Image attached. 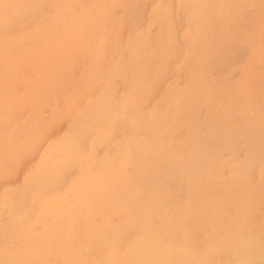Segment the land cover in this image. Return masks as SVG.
Masks as SVG:
<instances>
[{
	"label": "rangeland",
	"instance_id": "rangeland-1",
	"mask_svg": "<svg viewBox=\"0 0 264 264\" xmlns=\"http://www.w3.org/2000/svg\"><path fill=\"white\" fill-rule=\"evenodd\" d=\"M56 1H57V4L59 3L58 6H61L60 8L58 6H56ZM56 1L55 0H0V30L2 29L0 32V34H1L0 40L2 41L0 43V55H1L0 56V59H1V62H0V65H1L0 66V74H1V77H0V93L1 94L4 93V95L5 94L7 95V96L5 95L4 97H2V101H1L2 95L0 94L1 95L0 96V106L2 107V108L0 107V156H1L0 157V159H1L0 160V225L1 224L4 225V223L5 224L7 223V226L1 225L2 227H0V229H1L0 230V241L3 242V243L0 242V255H1L0 259L2 260V261L1 260L0 261L3 264H4V259H6L5 264H11L12 262H13L12 264H17V261L20 264H24V263L25 264H28V263L34 264V262L32 260L35 259V264H43L44 262L42 263L40 261H42L43 260L42 258L44 257L45 264H54L55 262H53V261H55V260H56V262L59 260L61 261L60 263L57 262L55 264H62V262L64 264L65 260L68 258L66 255H71L73 252L76 253V255H77V252H78V254L80 252H83L85 255L83 253H80V254H82L83 256H86L85 257L86 259H83L84 262L81 259V257H83V256H81L79 254L78 257H76V256L74 257L75 254L73 253L72 256H69L70 259H67L69 261L65 262V264H72V263L73 264L74 263L92 264V260H93L94 264H98L97 263L98 260L100 261L99 264H101L102 262L105 264L106 256L103 254L106 253V255H107L108 245L115 242L116 248L118 249V251H120V253H122V251L123 252L125 251V247H126L127 243L132 242L134 240V235H133L134 231H133V229L132 230L130 229V227L132 228V226L134 224V219H132V218H134V217L135 218L136 217L143 218L148 213V212L145 213V211L149 210V211L156 212L158 210V211H161L160 217L162 216L165 220V222H163L164 220L160 221L161 224L158 222L159 223L158 224L159 230H163L162 232H164V230H165L164 227L167 226V224H172V226H173V224L176 223V226L174 225V231H176V233L172 234V236L169 237V240H170L169 245L172 246V249L174 248V250H172L170 248L171 250L169 253V257L171 258V262L173 264H175L176 262H177L176 264H178V262H180L178 260H182L181 262L183 264H189V263L190 264H264V159H263L264 158V155H263L264 154V107H263L264 106V104H263L264 103V3H263L264 0H223L225 6L222 4L223 1H221V0H220L221 2L219 0H212V1L211 0H203L205 2H202L201 0H184L185 3L183 2V0H170V2L167 0H164V1L163 0H131V2H130V0H109V1L108 0H88V1L83 0L82 1L83 3L80 2L81 4L77 3L81 0H77V1L76 0H72V1L71 0H63V1L61 0V2L64 3V5L62 3H60V1H58V0H56ZM73 1H76L77 5H78L77 8H76L75 3ZM94 1H96V2H94ZM107 1H108V3H107ZM180 1H182L183 3L181 2L182 4H180ZM69 2H71V3H69ZM200 2H201V5H200ZM242 2H244V3L247 2V3L244 4ZM73 3H74V6H73ZM101 3H102V6L99 7V5H101ZM123 3L125 6L123 5ZM131 3H132V5H131ZM165 3H166V7L164 5ZM203 3H206V4H203ZM86 4H87V6H86ZM92 4H93V6H92ZM218 4L220 7L218 6ZM158 5H159V7H158ZM204 5H206V6H204ZM64 6H66V7H64ZM71 6H72V9H73V7L76 8L75 10H77L78 12H76L75 10L69 9V7L71 8ZM97 6H98V9H97ZM127 6L130 7L131 9L128 8ZM177 6L179 7V9L181 7V9L179 10ZM257 6L258 7L262 6V7L258 8ZM49 8H51L50 10L52 11L50 13H49V11H50ZM79 8H81V10ZM133 8H135L136 10H133ZM165 8H168V10L166 11ZM128 9H130V10H128ZM169 9H170V11H169ZM70 10L72 13L70 12ZM85 10L86 11L90 10V11L86 12ZM126 10H127V12H126L127 15L125 14ZM152 10H154V14H153ZM68 11H69V14H68ZM73 11L75 14L73 13ZM98 11H101V13L100 12L98 13ZM131 11L133 13H134V11H136L137 15L135 13L133 14ZM164 11H165V13H164ZM198 11H199V13H198ZM62 13H63V18L61 17ZM86 13H87V16H85ZM96 13H98L100 15L97 14L98 15L97 16ZM128 13L131 15L133 14V15L132 16L128 15ZM163 13H164V16H163ZM54 14H56V16ZM64 15L66 17H64ZM77 15H78V17L81 15L79 17V19H78ZM207 15H209V16H207ZM73 16L75 19L72 18ZM192 16H193V19H192ZM203 16H204V18H203ZM49 17H51L50 20H48ZM210 17H212V19H211L212 25L209 23L208 24L211 25V27L209 25H207V22H206V20L208 19V22L211 23V21H209ZM214 17H215V19H214ZM38 18H39V20H38ZM53 18L55 20L56 19L57 20L55 21ZM216 18H218V19H216ZM230 18H231V20H230ZM251 18H252V20H251ZM164 19H165V22H164ZM168 19H170V21ZM195 19L197 20V22ZM140 20L142 22H140ZM227 20H228V22H230V21L232 22V23L230 22L232 27L230 25H228L229 23H227ZM40 21L42 23H40ZM48 21L49 22L51 21V22L49 23ZM189 21H190V24H189ZM198 21H199V25L197 26L196 24L198 23ZM133 22H134V24H133ZM44 23L45 24L48 23V24L46 26H44ZM27 24L29 27L27 26ZM132 24L135 26L136 30H138V29L139 30L138 31L134 30V26ZM137 24L140 25L141 27L138 26ZM204 24H205V27H204ZM31 25H33L35 27V29H33L34 27L32 26L33 27L32 28ZM201 25H203L202 26L203 28H201ZM95 26L97 27V30H94V29H96ZM208 26L211 29H209ZM52 28H53V30H52ZM140 28H142V29H140ZM188 29H190V30H188ZM213 29L215 30V33H213L214 32ZM228 29H229V32H228ZM22 30H23V32L20 33V31H22ZM206 30L209 31L210 33L207 34ZM231 30H234V31L231 32ZM236 30H237V32H235ZM204 31H205V33H204ZM221 31H222V33H221ZM14 32H15V35L13 36ZM191 32L194 35L196 34L195 37H197V38H195L193 35H191ZM216 32H218V33H216ZM49 33H50V35H49ZM58 33H60L61 35H59ZM107 33L109 36L107 35ZM136 33H137V35H136ZM163 33H164V35H163ZM201 33H204L203 35H205V36H202ZM11 34H12V36H11ZM29 34H31V35H29ZM167 34L169 37L167 36ZM186 34H188V35H186ZM206 34H207L208 38H207ZM213 34H215V35H213ZM44 35H46V37ZM216 35L219 36L220 38H221V36L222 37L224 35L225 36L223 38H221L222 39V41H221V39L219 37H218L219 38L218 39ZM236 35H238V36H236ZM110 36H111V39H110ZM1 37H4V38H1ZM53 37L55 39H53ZM210 37H212V38H210ZM11 38H12V40H11ZM140 38H142V39H140ZM166 38L167 39L170 38V39H168L166 41ZM224 38H225V41H224ZM4 39H5V41H4ZM43 39H44V41H43ZM130 39H132V40H130ZM196 39H197V41H196ZM246 39H247V41H245ZM7 40H10L11 43H9ZM30 40H32V42ZM45 40H46V44H44ZM128 40H129V42H128ZM142 40L144 41V43L148 41V42H150V45L154 44L153 46H151V47H153L151 49V51L154 50V52H153L154 55L149 50L151 48L149 43L147 42L148 43L147 48L149 47L147 49L145 47V45H147V43L143 44ZM183 40H185V41H183ZM200 40H202V41H200ZM42 41H43V43H42ZM93 41H94V43H93ZM159 41H160V43H159ZM168 41H169V43H168ZM186 41H187V43H186ZM194 41H196V42H194ZM207 41H210V42L212 41V42L208 43ZM5 42L6 43L8 42V43L5 44ZM17 42H19V43H17ZM231 42L233 43L232 45H231ZM23 43L25 44V46L28 45L30 47V49L27 46V49H29V50H26V47H24ZM26 43H28V44H26ZM39 43H41V44H39ZM138 43H141V44H138ZM190 43L192 45H188ZM217 43H219V44H217ZM19 44H22L23 46L19 45ZM163 44H164V46H162ZM183 44H185L184 47L182 46ZM214 44L215 45L217 44V46L219 48L217 46H214ZM7 45H9V46H7ZM14 45H16V47ZM45 45L47 48L45 47ZM5 46L7 47V49H5ZM12 46H14V47H12ZM119 46H120V49H119ZM190 46H192V47L190 48ZM9 47H10V49H9ZM70 47L72 48V50H70L71 49ZM210 47H215L214 48L215 50L213 48L210 49ZM145 48H146L145 51L148 53H146L143 50ZM186 48H187V52H189V54L186 52ZM222 48H223V50H222ZM225 48L228 49L229 51L228 50L225 51ZM14 49H17V50H14ZM21 49H22V51H21ZM137 49L140 52H138ZM192 49H193V51L195 50L196 53H195V51L193 52ZM30 50H32L31 54H30V52H31ZM9 51H10V53H8ZM142 51H143V53H142ZM182 51H183V53H182ZM212 51H214L213 54L211 53ZM21 52L23 53V55ZM24 52L27 54H25ZM48 52H50V53H48ZM216 52H217V55L219 54L220 58H217L218 56L215 54ZM227 52H228V54L226 55ZM5 53H7V54H5ZM12 54H14V55L16 54L15 55L16 57H14V55H12ZM115 54H116V56H115ZM178 54L181 56L183 54L181 59L179 58L180 56L176 58V56H178ZM190 54H192V55H190ZM205 54L207 56H209L208 59H210V58L211 59L210 60L206 59L207 56ZM5 55H6V57H4ZM8 55L11 57L13 56L12 57L13 59L12 58L10 59L8 57L9 60H12V62L8 61V59H7ZM43 55H44V58H43ZM188 55H190L192 57H190V56L188 57ZM56 56H59V58H57ZM162 56H163V58H162ZM184 56H186L187 58H185ZM200 56L204 59V61H203V59H201ZM224 56H225V58H223ZM146 57H147V59H145ZM154 57H155V60H154ZM16 58H17V60H16ZM138 58H139V60H138ZM192 58H194V60ZM222 58H223V62L220 61V64H219L217 59H222ZM2 59H5V60L2 61ZM61 59H63V60H61ZM188 59H190L191 62H189L190 60H188ZM198 59H199L200 64L198 63ZM140 60H141V62H143V61L144 62L141 63ZM150 60H151V62H150ZM187 60H188V63H186ZM152 61H153V63H152ZM212 61H214V63ZM2 62H3V64H2ZM215 62L219 65L215 64ZM6 63H8V64H6ZM183 63H185V64H183ZM205 63H207L208 65L207 64L205 65ZM55 64H56V66H55ZM181 64H183V65L180 66ZM201 64H203L205 67ZM210 64L213 65L212 66L213 69L211 68ZM3 65H7V67L6 66L2 67ZM33 65H34V67H33L34 70L32 71ZM48 65L49 66L51 65V66L49 67ZM109 65H111V67ZM133 65H138V66H133ZM184 65H185V67H184ZM191 66H192V68H191ZM216 66H217V68L214 69ZM140 67H141V69H140ZM176 67H178L180 69V71H178L179 69ZM193 67H195V68H193ZM184 68L186 69V71L184 70ZM187 68H188V70H187ZM204 68H205V71H204ZM209 68H211V69H209ZM4 69H5V71H4ZM176 69H178V70L176 71ZM195 69H196V72H195ZM206 69L208 70V72L210 74L206 72L207 71ZM24 70H26V72H28V73H25ZM42 70H45L43 72L44 74L42 73ZM134 70H136V72H133ZM146 70H147L148 74L146 73ZM200 70L202 73L200 72ZM1 71H4V72H1ZM35 71H36V73H35ZM108 71H110V72L107 73ZM169 71H170V73H169ZM16 72H18L17 73L18 75L15 77L14 75L16 74ZM91 72L93 73V75ZM125 72L128 75L125 74ZM141 72H142V74H141ZM143 72H145V73L143 74ZM203 72H206L205 74H207V76L203 75L204 74ZM180 73H182V74H180ZM184 73L186 74V76H184L185 75ZM23 74H26V76ZM137 74H138V76H137ZM145 74H147L148 77L145 76ZM198 74H200V75H198ZM2 75H3V77H2ZM19 75H20V77H19ZM42 75L44 77H41ZM123 75H125V76H123ZM141 75H144L143 76L144 79ZM172 75H174V76H172ZM37 76L40 78H38ZM134 76L135 77L137 76L136 77L137 79H135ZM171 76L174 77V79ZM208 76H212V77L207 78ZM213 76H215L216 80L214 79ZM8 77H11V78H8ZM200 77H203V78L200 79ZM224 77H227V79ZM45 78H48V79H45ZM132 78H133V80H131ZM198 78H199V81H197L198 83H196L195 80H198ZM13 79H15L14 82H12ZM183 79H185V80H183ZM36 80H38V81H36ZM107 80H110V81L107 82ZM188 80H189V83H188ZM219 80L222 82L218 83ZM43 81L46 84V85H44V87L45 86L48 87L49 91L46 89V87H45L46 90H44V88L42 87L43 85L41 84V82H43ZM51 81H53V82H51ZM105 81H106V83H105ZM171 81L174 82V85H173V83L171 84ZM216 81H217V84H216ZM37 82H39L40 84ZM46 82H48V83H46ZM175 82H176V85L178 87L175 85ZM183 82H184L185 86L182 85ZM191 82H194L192 84H195V85H199V82H200L201 85H199V87H201V88L199 89L198 86L197 87L195 86L196 89H193L194 85L191 86ZM202 82H204L205 85ZM104 83H105V85L107 84L106 85L107 87H105ZM207 83L211 87L208 86ZM220 83H221V85H220ZM236 83H238L237 84L238 89L235 88ZM31 84H32V86H30ZM34 84H36L37 86ZM50 84H51V87H50ZM111 84H113V85H111ZM141 84H143V85H141ZM218 84L220 87L218 86ZM8 85H9V87H8ZM39 85H41L42 89L44 90L43 93L45 91H47V93L42 94V89H41V87H39ZM212 85H214L213 87H215V88H212ZM222 85H223V88H222ZM232 85L234 87L231 88ZM170 86H171V88H170ZM190 86H191V88L189 89L188 87H190ZM238 86H240V87H238ZM30 87L32 90L30 89ZM35 87H37L38 90H39V88L41 90L38 91ZM126 87H129V88L131 87V91L129 88H126ZM206 87L209 88L210 90L206 89ZM28 88L31 90V92H29L30 90ZM112 88H114V89L112 90ZM167 88H168V90H166ZM176 88H178V90L176 91L177 93L175 94ZM184 88H185V90H184ZM218 88H220V89H218ZM230 88L232 90V93H233L232 95L234 98L232 97V95H230L231 94ZM105 89H107V90H105ZM132 89L134 90L135 93L133 92ZM197 89L199 92L197 91ZM216 89H218V90L216 91ZM241 89H242V91H241ZM4 90H5V92H3ZM35 90L37 92H35ZM207 90H209L211 93L208 92ZM213 90H215V91H213ZM222 90L224 92H222ZM233 90L236 92H234ZM33 91H34L36 97L32 93ZM75 91H76V93H75ZM164 91L166 92V94H163V93H165ZM168 91L171 93V95L169 94ZM183 91L185 92L184 94H182ZM187 91H189V92L187 93ZM193 91H194V94H192ZM131 92H133V93H131ZM197 92L199 95L197 94ZM213 92H216V94ZM173 93L175 96H173ZM189 93L191 95H194V97L193 96L191 97V95L189 96ZM41 94H42V96H41ZM180 94H181V96H180ZM213 94H214V96H213ZM228 94L230 96H228ZM60 95H62V96H60ZM169 95L171 98L172 97H175V98L171 99L169 97ZM185 95H187V96H185ZM196 95H197V97L199 96V98H197ZM164 96H167V97H164ZM211 96H213V98ZM177 97H179V99ZM236 97L238 99H236ZM11 98H13V100H11ZM225 98H226V103L224 102ZM228 98L230 100H228ZM231 98H232L233 102L231 101ZM116 99H118V100H116ZM169 99H171L172 101H169ZM65 100H66V102H65ZM163 100H164V102H163ZM165 100H166V102H165ZM189 100H191V101H189ZM192 100H194V101H192ZM214 100L215 101L217 100V101L215 102ZM109 101L111 103H109ZM195 101H196V103H195ZM227 101L228 102L230 101V103L232 102L231 105L228 104ZM244 101H247L248 103L244 102ZM34 102H35V104H34ZM112 102H113V106H111ZM114 103H116L115 106L117 108L124 105L123 107H121V109L119 108L120 112H118L119 111L118 109H117L118 111L116 110ZM222 103H224L226 106L228 105L230 107L229 108L225 107V105ZM250 103L253 104V106ZM91 104H92V106H90ZM191 104H193V106H191ZM204 104H206V106H204ZM66 105H68V106H66ZM96 105H97V107H96ZM102 105H103V107H102ZM118 105H119V107H118ZM130 105H131V107H130ZM160 105H162V106H160ZM248 105H250V106H248ZM254 105L255 106L258 105V106L255 107ZM85 106H86V108H85ZM88 106L91 108H89ZM189 106H191V107H189ZM208 106H209V108H208ZM74 107H76V108H74ZM94 107H95V109H94ZM150 107L153 109H151ZM159 107H162L163 112H162L161 108H160L161 110H158ZM224 107H225V109H224ZM252 107L253 108L255 107V108L253 109ZM70 108H73L72 110H74V111L72 112V110H71V112H70V110H69ZM99 108H100V110H99ZM131 108L132 109L134 108V110H132ZM233 108H234V110H233ZM78 109H79V111H78ZM146 109H149V112ZM164 109L166 111L168 110L167 111L168 114ZM194 109H195V111H194ZM210 109H212V111ZM96 110H97V112H96ZM229 110H231V111H229ZM82 111L85 113L86 116L84 115V113ZM101 111H102V114L104 116L101 115V113H100ZM135 111L139 112L140 114H136ZM159 111H160V114H157V113H159ZM186 111H187V113H186ZM188 111L189 112L191 111L190 114L192 115V118L190 117L191 115H187V114H189ZM226 111H228V112H226ZM235 111H239V112H235ZM253 111H254V113H253ZM51 112H53V113H51ZM67 112H69V113L67 114ZM105 112H107L109 116H106ZM176 112H178V114L174 115V113H176ZM81 113H83L82 116H80ZM91 113H93V115ZM96 113H99V114H96ZM114 113H119L121 116L118 114L120 116L119 117L117 114H114ZM154 113H155V115H154ZM211 113L212 114L214 113L213 114L214 116ZM237 113H238V116H237ZM75 114H76V116H75ZM94 114H96V115H94ZM122 114H124V115L122 116ZM126 114L129 116L126 117ZM133 114H134V116L136 114L135 119H134V117H132V119H130L131 115H133ZM156 114L158 116L160 115V117L158 118V116ZM165 114H167V115H165ZM229 114H230V117H228ZM249 114L251 116H249ZM6 115H7V117L9 116V118L6 117V119H4V117ZM91 115L93 118L91 117ZM111 115L117 119H114L112 117L114 120L113 121L112 118H110ZM178 115H181V116H178ZM211 115H212L213 119L215 118L214 120L212 118H210ZM215 115H216V117L218 116L217 118H219V119H217L215 117ZM223 115H225L226 117H224ZM235 115H236V117H233ZM152 116H153V119L157 122H155L153 119H151ZM182 116H183V118H181ZM220 116L223 118H221ZM69 117H71V118H69ZM85 117H86V119H85ZM88 117L92 118V120L94 122L91 119L89 120ZM118 117H119V119H118ZM177 117H178V119H175ZM206 117H207V120H205ZM227 117L230 118L231 120L233 119L236 124H233L234 121H232V123H231L230 119H228V121L224 120V118L227 119ZM238 117H239V120H237ZM251 117H252V119H251ZM96 118H97V120H96ZM208 118H209V120H208ZM34 119L38 122H36ZM188 119H189V121H188ZM70 120H74V121H72L74 123L69 122ZM85 120H87V121L89 120L88 122L86 121L87 125L85 123ZM115 120H117V121H115ZM131 120H132V122H130ZM161 120H163V121H161ZM91 121L93 124L91 123ZM150 121L154 125L150 124ZM212 121H216V122H212ZM75 122H76V124L79 125V127H78V125L76 126ZM89 122H90V124H89ZM125 122H126V124L129 123V125H126ZM162 122H163V124H162ZM195 122H197V124ZM204 122H206V123H204ZM209 122H211V123L209 124ZM225 122H228V123H227L226 127L224 125V127H225L224 128L223 124H225ZM4 123H5V125H4ZM42 123H43V125H42ZM68 123L69 124L71 123L70 125H72V127H74V126L75 127L74 128L70 127V125ZM82 123H85V125H83ZM94 123H96L97 125ZM100 123H101V125L99 126L98 124H100ZM102 123H104V125H102ZM114 123H116V124H114ZM132 123L134 126H132ZM182 123H183V125H182ZM187 123L189 124L188 127L190 126L188 128L189 130L187 129ZM192 123H193V125H192ZM202 123H204L206 125H204ZM212 123H216L217 126H216V124L214 125ZM110 124H112V125L114 124L112 126L114 128V129H112L113 130L112 134L110 131V129L112 128ZM198 124H200V126H199L200 128H198ZM232 124H233V126H232ZM249 124L251 126H253L255 128V130H253V127L249 126ZM106 125L109 127V131L107 130L108 127ZM157 125H159V126H157ZM17 126H18V129H17ZM39 126H41V128ZM81 126H84V127L82 128ZM93 126H96V127H93ZM191 126H192V128H191ZM193 126H195V127H193ZM213 126H215V127H213ZM99 127L101 128V131H100V129H97ZM102 127L104 129L106 128L105 130H103V132H102V129H103ZM116 127H118V128H116ZM150 127H152L153 129ZM246 127L249 128V131L253 132V133H249V131ZM79 128H80L81 133L83 135L79 134V131H80V130H78ZM84 128H87L86 131L87 130H89V131L86 133V131L84 130L85 133H83ZM94 128L97 129L96 130L97 132L93 130ZM126 128L128 131L125 132ZM157 128L159 129V133L161 134V136L159 135V133H157L158 132ZM196 128L199 129V130H197V133H196ZM202 128L203 129L206 128V129H204L205 132L208 129L207 132L210 135L207 134V132L205 133L204 130H202ZM219 128H221L222 132L219 130ZM250 128L252 131L250 130ZM19 129H21V130H19ZM74 129L77 131V132H75L76 136L78 134L80 136L78 135L76 137L74 135ZM136 129H137V131H136ZM193 129H195V130H193ZM209 129L211 130V132L209 131ZM15 130H16V132H15ZM150 130H152V132H149ZM192 130H193V132H191ZM92 131L95 133H92ZM107 131H108V134H106ZM133 131L134 132L136 131L135 134H137V136L133 133ZM146 131H148V132H146ZM187 131H188V133H187ZM202 131L204 132V134L201 135L200 133H203ZM233 131H235V132H233ZM17 132H19V133L17 134ZM90 132H91V134H90ZM129 132H131L132 134ZM153 132H154V134H151ZM215 132H216V136H215ZM217 132H218V134H217ZM232 132L234 133V135ZM261 132H262V134H261ZM97 133H99V134H97ZM163 133L165 134V136L162 135ZM195 133L199 134L201 136L195 135ZM93 134H94V136L98 135L94 139L96 142L92 141V138L90 137ZM105 134H106V136H105ZM121 134H123V135L120 136ZM126 134H127V137L125 136ZM128 134H131L130 136H131L132 140L130 139ZM156 134H157V136H156ZM183 134L188 136L189 139L186 138V136L184 137ZM191 134H194V136H197V137H195L197 140L195 138H191V139H195L194 141L190 140ZM224 134L225 135L227 134L226 135L227 138ZM228 134H229V136H228ZM99 135H101V137ZM103 135L105 137H103ZM139 135H141V136H139ZM180 135H181V138H180ZM249 135L252 137H251V139H248V140H250L248 143L247 138ZM82 136H83V140L81 138ZM147 136H149V138L145 139V137H147ZM219 136L221 139L219 138ZM222 136H223V138H222ZM122 137H124L123 140L125 141V143L122 140ZM151 137H153V138H151ZM166 137L167 138L169 137V138L165 139ZM182 137H183V139H182ZM229 137H230V139H229ZM245 137H247V138L245 139ZM80 138H81V140H79ZM175 138H177V139L180 138L179 143L183 142V140H184V143L186 142L185 144H188V143L189 144L186 146V145L181 143L183 145L182 146L181 144H179L177 142V139H175ZM204 138L207 140H205ZM210 138L212 139V142L214 140L215 141L217 140V141L216 142L214 141L213 143L211 142L210 145H208V142L211 141ZM224 138H226V139L224 140ZM84 139L86 141L91 139L88 141V143L90 145L89 147H88V143ZM104 139H105V141H104ZM118 139H119V141H118ZM134 139H136V141H134ZM222 139H223V141H222ZM60 140H64V141L61 142ZM126 140L127 141L131 140L132 142L129 143V141L126 142ZM148 140H151L150 143ZM163 140H165V142ZM172 140L174 142L176 141L175 144H174V142H172ZM218 140H221L222 142L218 141ZM75 141H78V142H75ZM81 141H84V142H81ZM115 141L116 142L118 141V142L116 143ZM143 141H145V143H143ZM187 141H189V142L187 143ZM197 141H198V143H197ZM246 141H247V143H246ZM92 142H94V144H92ZM97 142H99V144L101 143V145L99 146L97 144ZM119 142H121V143H119ZM192 142H194V143H192ZM204 142H205V145L207 143V145H208V146L206 145L207 147L204 145ZM251 142H252V144H251ZM83 143H85V146H86V148L84 147V150H83V146H84ZM127 143H128V145H126ZM195 143H197V144L195 145ZM217 143H218V145H217ZM244 143L248 146L249 149H246L247 146H245ZM78 144H80V145L78 146ZM115 144L117 145V148H116ZM122 144H123V146H122ZM162 144H163V146H162ZM198 144H200V145H198ZM212 144L213 145L215 144V145L213 146ZM65 145H66V147H65ZM71 145L74 147L72 148ZM81 145H82V147H81ZM93 145L94 146L98 145V146L94 147L96 150H94ZM140 145H141V147H140ZM155 145H156V147H155ZM158 145H160V146H158ZM166 145H168V147ZM201 145H202L201 149H203V150L199 149L200 147H198ZM223 145L224 146L226 145V146L223 147ZM249 145H250V147H249ZM49 146L54 147V150L52 151V153L50 155L46 152L47 149L49 148ZM118 146H120V147H118ZM142 146L143 147L146 146V149L143 148ZM194 146H196V149L198 148L199 150L197 149V151H196ZM251 146H253V148ZM90 147H92V149ZM100 147H102V148H100ZM123 147H126V148H123ZM130 147L132 150L130 149ZM135 147H136V149H134ZM151 147H153V148H151ZM176 147H177V150H176ZM160 148L162 149V152H161ZM170 148H171V150H170ZM210 148H211L212 152L210 151ZM215 148L219 149V150H216ZM123 149L125 151L124 154L126 156L122 153ZM139 149H141V151H139ZM158 149H160V151H158ZM164 149H166V151L169 150L168 154H166ZM173 149H175V150H173ZM186 149H187V152H186ZM245 149L249 153L248 155H247V152L245 151ZM73 150H74V152H73ZM90 150H92V151H90ZM99 150H100V152H99ZM115 150H117V153H115L116 152ZM155 150H157L156 153H155ZM253 150H256V151H253ZM113 151H114V153H113ZM134 151H136L137 153ZM199 151H200V153H199ZM204 151H206V152H204ZM217 151H219V152H217ZM260 151H261L262 155L260 154ZM119 152H120V154H118ZM158 152L159 153L161 152V153L159 154ZM174 152H178V153H174ZM185 152L187 154H185ZM209 152H211V153L209 154L210 156L208 155V157H209L208 158V157H206V155ZM252 152H253V154H252ZM255 152H257V154H254ZM94 153H95V155H94ZM188 153H189V156H188ZM195 153H197V155ZM215 153H219L217 158L214 156V155L217 156V154H215ZM54 154L56 156H54ZM88 154H90L91 156L90 155L87 156ZM141 154H142V156H141ZM251 154H252V156H251ZM100 155L102 157H100ZM112 155L116 156V157H113ZM179 155H180V158H179ZM96 156L99 158V160L96 158ZM120 156H121V158H120ZM172 156L174 159L172 158ZM66 157L68 158V160H65ZM94 157L96 158V160ZM103 157L105 160L102 159ZM122 157H124L125 161H122V160H124ZM132 157H135L136 159H140L141 162H139V160H136L134 158L132 159ZM189 157H190V159H189ZM45 158H48V159H45ZM88 158L90 161H91V158L92 159L94 158L92 160V162L94 164L97 163V165L96 164H95L96 166L92 165L91 164L92 162H88L87 160H86V162H84L85 159H88ZM119 158H120L121 163L118 160ZM56 159H58V160L63 159V161L65 163L63 162L64 164L62 163L63 164L62 165L60 162L59 166L56 170L57 172L52 174L55 171H52V169L50 168V165ZM107 159L108 160L111 159V161L109 162ZM194 159H196V162ZM81 160H83V161H81ZM113 160H115V161L113 162V164H111ZM189 160H191V161H189ZM202 160H204V162ZM216 160H217V162H216ZM116 161L119 162V164H117ZM136 161H138L137 164L134 163ZM168 161H170V162H168ZM199 161H200V163L203 162L201 164L204 165V167L198 163ZM122 162H124V163H122ZM129 162L132 163V165ZM155 162H157V163H155ZM159 162H161V163H159ZM108 163H110V165L113 166L114 169L111 166L107 167ZM114 164H115V166H114ZM139 164L140 165L142 164V165L140 166ZM152 164L154 166H152ZM187 164H190V166ZM191 164H192V166H191ZM207 164H208V166H207ZM212 164L215 166H213ZM80 165L83 166V169L81 168ZM84 165H85V168L89 166L88 168H90V170L87 168L85 169ZM134 165H137V166H134ZM160 165H163V167ZM120 166H122V167H120ZM138 166H140V171H139ZM151 166H152V169H151ZM156 166H158V168ZM205 166H207V168ZM75 167L78 170H80V169L82 170V172L80 170V172H81V173H79L80 176L78 175V173H77L78 170ZM132 167H133V169L135 168V170H136V171H132L135 174H137V175H135V174L132 175L133 179H135V180L137 179L136 183L131 177L132 172H130V170H133ZM141 167H143L144 169ZM167 167H168V169H167ZM193 167H194V169H193ZM60 168H61V171H60V173H58ZM93 168L95 170H93ZM146 168H147V171H146ZM177 168H179V169L181 168V170H179L180 172L177 170ZM182 168H183V170H182ZM68 169H69V172H68ZM107 169H108V171H107ZM159 170H160V172H159ZM169 170H170V172H169ZM175 170H177L176 172L178 174H176L175 172L173 173V171H175ZM84 171H86V174L88 173V175H86L84 173V176H83L82 174ZM93 171H95V172H93ZM104 171H106V172L104 173ZM116 171L117 172L119 171V173L117 174ZM120 171H121V173H120ZM43 172L45 174H43ZM70 172H71V174H69ZM155 172L157 175H160V176H158V178H157V175L154 174ZM46 173H48L49 176ZM148 173H150V174H148ZM93 174H95V175H93ZM174 174L176 177L174 176ZM184 174H185V177H184ZM140 175H142V177ZM148 175H150V176H148ZM41 176H42V178H41ZM54 176H57V177L53 181ZM66 176H67V178H66ZM81 176H83V178ZM119 176L122 177L123 182L121 181V177H119ZM134 176H136V177L138 176V177L136 178ZM151 176H152V178H150ZM168 176L170 178H168ZM35 177H37V178H35ZM49 177H51V178L49 179ZM106 177H108V178L106 179ZM116 177H117V179H120V180H118V184L116 183L117 180L115 181ZM178 177H179V180H177ZM78 178H79V181L77 184ZM80 178L82 180L84 179L83 182H85L86 184L81 182ZM86 178H88L87 181H86ZM89 178H93V180L91 181V179H89ZM140 178H141V180H139ZM173 178L175 179V180H172L173 182H175L174 183L175 186L173 185V183L172 184L170 183L173 186L168 185L170 180ZM180 178H181V180L184 179L185 182L181 181ZM43 179L45 181H47L48 183L44 182ZM95 179H96V181H95ZM153 179H154V182H151V181H153ZM37 180H38V182H37ZM97 180H98V183H97ZM165 180H168V181H165ZM188 180H189V182H188ZM72 181H74V182L72 183ZM148 181H150V183ZM30 182L33 184H31ZM79 182H81V183H79ZM93 182L96 184L97 187L95 186V184ZM100 182H101V184H100ZM103 182L105 183V185ZM157 182L160 186V190H159V186L157 187L155 185V184H157ZM166 182L168 184H165ZM181 182L183 183V186L179 185V184H181ZM91 183H93L94 185H91ZM115 183L117 184V186L115 185ZM153 183H154V185H153ZM30 184H31V186H30ZM42 184L45 185L47 188L45 186L43 187ZM46 184H48V185H46ZM69 184L71 187H69ZM87 184H88V187H87ZM122 184L125 186L123 187ZM135 184L137 186H135ZM144 184H146L147 186L149 185L148 186L149 189L147 188V186L145 187ZM163 184H164V186H163ZM26 185L29 188H26L27 187ZM32 185L34 188L32 187ZM41 185H42V187H41ZM150 185H151V187H150ZM176 185H177V187H176ZM37 186L40 187L39 190H37L38 189ZM100 186H101V189H99ZM119 186L122 187V189ZM165 186H166V188H169V190L167 192H165L167 189H165V190L163 189V188H165ZM30 187L33 188L34 193L32 192L33 190ZM77 187L78 188L81 187L82 189L79 188V190H78V189H76ZM84 187L88 188L89 191H87V189H85ZM90 187H92V189ZM141 187L142 188L144 187L143 192H142L143 189H141ZM152 187H153V190H151ZM35 188H36L37 192L35 191ZM74 188L76 189V191L79 194L75 195L76 191L75 190L73 191ZM110 188H111V190H110ZM118 188H120V189H118ZM132 188H134V189H132ZM180 188H182V191H180L182 193H180V192L179 193L182 194L183 197L181 195L177 196L178 200H175V199H177V197H175V196L178 195L179 193L174 195L175 193H173V192H174V190H177V192H178ZM193 188H194V190H193ZM206 188H207V190H206ZM20 189H22V191ZM27 189H29V190L31 189L32 193ZM47 189H49V191ZM157 189L159 190V192ZM184 189L186 190L187 193L184 192L185 191ZM188 189H189V192H188ZM81 190L82 191L84 190V192H81ZM115 190H116V192H115ZM147 190H148V194L146 193ZM191 190H192V192L193 191L194 192L191 193ZM26 191L27 192L29 191V192L27 193ZM42 191L43 192L46 191V192H44L43 195L38 194V193H43ZM95 191H97L96 194H95ZM109 191L112 194H110ZM170 191L172 192L171 196H170V194H168V193H171ZM5 192H7L9 195H7V193H5ZM20 192H21V194H20ZM23 193L25 194V196ZM35 193H37L38 195ZM67 193H69V194H67ZM73 193L76 196L74 198H73ZM87 193H89V194H87ZM115 193L116 194L118 193V194L116 195ZM161 193L163 196L161 195ZM2 194H3V196H2ZM33 194H35V195L33 196ZM113 194H114V197H113ZM14 195L18 196L19 198L21 197V199L23 198V203H25V204L21 203L22 200L21 199L19 200L18 197H15ZM66 195H68V197ZM77 195L78 196L84 195V197L87 199L89 198V196L94 198L95 202H93L90 205V206H93V207H90L92 209V211L90 212L91 215H89V213H87L89 216L87 214L84 215L85 213H81L82 217L80 215V217H81L80 218V217H76L74 212L72 214V209H74V206H75L74 202H76V200L78 198ZM137 195H140V199L137 198ZM153 195H155V196H153ZM166 195H169L170 197H168ZM11 196L13 199H14V197L18 199V200L16 199V202L18 203V205L15 202V199H14L15 203L13 204V202H12L13 200H12ZM26 196H27V199H29V197H30V199H29L30 202L26 199ZM36 196H39V197H37L39 202L36 199ZM42 196H45V197H43L44 199L41 198ZM116 196H117V198H115ZM24 197H25V199H24ZM58 197H63L64 199L66 198L65 199L66 203H64L65 200L63 202L64 204L61 203L63 206L61 204H59L58 199H57ZM134 197H135V199H134ZM181 197H182V199H181ZM31 198L35 199V200H32ZM112 198H113V200H112ZM163 198L164 199L165 198L166 199L171 198V199L167 200V203H165L166 199L164 200ZM172 198H174V199H172ZM8 199H9V201H8ZM69 199L70 200L74 199V202L72 203ZM102 199H103L104 203H103ZM119 199H121V202ZM149 199H151V200L149 201ZM179 200H181V201H179ZM183 200L185 202H183ZM203 200H205V201L203 202ZM18 201H20V202H18ZM32 201H35V204L33 207H32V205L29 206V204H28V203L32 204ZM154 202H156V203H154ZM196 202H199V203H196ZM212 202H213V204H212ZM20 203L23 206L19 207ZM69 203H70V205H69ZM96 203H97V205L98 204L99 205L97 206ZM124 203H125V205H124ZM160 204L161 205L167 204V205H165V207L164 206L162 207ZM202 204H204V205H202ZM67 205H69V206H67ZM111 205H112V209L110 207ZM137 205H139V206H137ZM155 205H156V207H155ZM199 205H201L200 208H199ZM46 206H47V208H46ZM59 206H60V208H59ZM116 206H117V208H115ZM158 206H159V208H158ZM171 206H172V208L169 209ZM23 207L26 211H24V210L22 211ZM29 207L30 208L32 207V208L30 209ZM34 207H36V208H34ZM66 207L67 208L69 207V209H67ZM107 208H110L109 209L110 211ZM153 208L154 209L156 208L157 210L155 209L156 210L155 211ZM61 209H62V211L60 212ZM31 210L32 211L34 210L32 214L30 213ZM46 210L49 212H47ZM93 210H95L96 212H93ZM98 210L100 211V213H102L104 210L105 216H104V213H102L103 215L100 214V215H98V217H96L97 214H99ZM13 211L15 213H13ZM45 211H46L47 215L53 214L54 217L52 215H49L46 217ZM64 211L66 214H64ZM105 211L106 212L109 211V212L106 213ZM158 211L156 212V214H158ZM35 212H37V213H35ZM56 212L58 215H56ZM75 212H77V210H75ZM18 213H19V215H18ZM92 213H95L94 216ZM109 213H110V215H109ZM176 213H178V215L181 217H178V215H176ZM25 214L26 215L30 214L31 216L26 217ZM35 215L37 216V219H36ZM107 215H108V217H107ZM23 216L25 218H28L29 220L23 218ZM40 216H41V218L43 216L42 220L44 222H41V220L37 221V220H39L38 217L40 218ZM51 216L53 217V219H51L52 218ZM102 216L104 219L101 221ZM20 217L23 218L24 220H27V221L26 222L22 221V223L24 225H23V227H21V225H20L19 226L20 228H19L18 223H20V221H21ZM59 217H61L62 219H60ZM86 217L88 218L87 222L85 219ZM18 218H20V219H18ZM44 218H46V219L44 220ZM66 218H67V220H66L67 223L65 224L63 222H65L64 220ZM94 218L97 221L94 220ZM108 218L110 220L107 222ZM157 218H158V220L161 219L159 217H157ZM209 218H211V219H209ZM17 219H18V221H17ZM56 219L60 220L61 223L58 222ZM195 219H197V220H195ZM3 220H4V222H3ZM33 220H35V221H33ZM52 220H53V223H52ZM62 220H63V222H62ZM36 221L38 222L37 224L35 223ZM128 221H130L129 224H128ZM30 222L31 223L34 222V223L31 224ZM46 222H47V224H46ZM48 222H51L54 225H57L56 222L60 223L61 224L60 227L58 225L57 228H58V230L60 229L62 231H60L58 233L60 235H61V233H63L62 235L64 237H67V239L66 238L63 239L64 237L62 235L61 236L58 235V233L56 234V232L58 231L56 226L53 227L54 225H51V223H49L51 225L50 226L48 224ZM78 222H79V226H78ZM81 222H83L82 223L83 225H81V226L83 227V229L85 228L84 233H81L82 236H84V234L86 233L84 236V241H83V237L81 236V238H80V236H79V234L81 232V226H80ZM102 222H104V223H102ZM169 222H171V223H169ZM22 223H20V224H22ZM25 223H26V225L30 224L29 226L32 225L31 227L33 230L30 229L29 226H27L28 227V229H27ZM62 223H63V226H62ZM84 223H87V224H85L86 226H84ZM131 223H132V225H130ZM40 224L42 225V228L44 227V231L42 230ZM44 224H46L45 225L46 227L44 226ZM162 224H163V226L164 225L165 226L163 227ZM47 225H49L48 228H47ZM15 226H17V227L12 228ZM64 226H66V227H64ZM72 226H73V228H72ZM90 226H91V228H90ZM100 226H102V227H100ZM107 226H108V228H106ZM51 227H52V229H51ZM21 228H23V229H21ZM24 228H26V229L24 230ZM94 228H96V229L94 230ZM160 228H162V229H160ZM175 228H176V230H175ZM182 228L185 231H182L183 230ZM65 229L68 232H66ZM88 229L90 232L88 231ZM92 229L94 230V233H93ZM99 229H101L100 231H102V232H100ZM18 230H20L19 233H18ZM23 230L27 231L28 234H29V232H31L30 234H32V235L29 234V236H25L27 234V232H25V234H24ZM28 230H30V231H28ZM91 230H92V232H91ZM5 231H6V233L3 234L2 232H5ZM13 231H16V232H14L12 237H15L17 239H14V238L11 239V235H12L11 233ZM42 231H43V233H42ZM77 231L79 232V234ZM103 231H105V234ZM108 231H110L109 232L110 235L108 234ZM21 232H22V234H21ZM98 232H100L102 234L101 235L102 237H100V235H99L100 233H98ZM157 232H158V234L161 233V232L159 233V231H157ZM177 232L180 233V236L178 235L179 233L177 234ZM34 233H37L38 235H36ZM75 233L79 236V238H78V236L75 235ZM88 233H89V235H88ZM90 233H92V234H90ZM95 233H96V235H95ZM20 234H21V236H20ZM42 234L44 235V238H43ZM48 234L50 235V238L46 239L47 236L49 237ZM64 234H66V235H64ZM106 234H107V236L109 235L108 236V238L110 237L109 239L107 237L104 238L106 236ZM183 234H184V237H183ZM1 235H3V236H1ZM4 235L6 237H4ZM7 236H9L8 239H7ZM17 236H19V238ZM40 236H42V238L44 240L46 239L45 240L46 243H44V245L42 244L44 240ZM34 237H36V238H34ZM92 237H94V238H92ZM182 237H183L182 240L184 242L181 240ZM185 237H186V239H184ZM23 238H25L24 239L25 242H24ZM33 238L35 240H33ZM59 238H60V240H59ZM9 239H10V241H9ZM20 239L22 241H20ZM27 239H28V241H26ZM40 239L43 241H40ZM48 239H50V240L48 241ZM102 239H103V241H101ZM105 239H106V241H105ZM4 240H5V242L8 243V245L11 241H12V244L10 243L11 245L8 246L7 243L6 244L4 243ZM78 240H80L79 243L81 242V244L79 245V248H81L80 246L82 244L84 245V247H82L79 250H77V248L74 247L77 244H79ZM93 240H96L97 243ZM123 240H124V242H123ZM171 240L174 243L171 242ZM177 240L179 241V243ZM18 241L20 242L19 245H18ZM29 241L30 242L33 241L36 243L34 244L32 242L30 244ZM82 241H83V243H82ZM85 241H86L87 245H86V243L84 244ZM37 242L38 243L40 242V245H43L44 248L42 247L43 249H41V246ZM52 242H53V244H51ZM70 242H72V243L74 242L76 244L75 245H74V243L70 244ZM98 242H99V244H98ZM172 243L175 246L178 244L179 245L177 247H174L172 245ZM182 243H183V245H182ZM4 244H5L6 250H4L5 248H4V246H2ZM21 244H23V245L20 246ZM26 244L28 246L30 244V248H28V250H26L28 247ZM36 244L39 245L40 247L39 246L34 247ZM6 245L8 246L9 249L7 248ZM32 245L34 248L32 247ZM54 245L56 247H54ZM93 245H95V247ZM121 245L123 247H121ZM11 246H12V249H11ZM64 246H65V248H64ZM90 246L93 247V248L91 247L92 250L94 249L93 253L90 250L91 248L90 249L88 248ZM99 246H101V248H104V249H100ZM21 247H22V249H21ZM68 247H70V248L68 249ZM181 247H183V248H181ZM1 248L3 249V251ZM37 248H39L40 250H43V251L39 252L40 250L38 249L39 253L37 251H35V252H37L36 254L37 255L39 254V255L34 256L35 255L34 250H37ZM56 248H57V250H55ZM72 248H74L75 250H73V251L70 250ZM83 248L86 250H84ZM24 249L26 250V252ZM29 249H31V251L33 250L32 252H34V254L31 251H29ZM45 249H47V250L45 251ZM12 250H13V252H11ZM16 250H18V251H16ZM20 250H21V252L19 253ZM69 250H70V252H72L71 254H68L67 251H69ZM96 250H98V251H96ZM177 250H179V251L177 252ZM183 250H185V251H183ZM15 251L18 253V255H15V254H17ZM63 251H66V252H63ZM87 251L89 252V255H88ZM103 251H105V252H103ZM171 251H173V253ZM174 251H176L177 253ZM182 251L184 253H182ZM9 252H10V254L13 253V254H11L12 258L9 257L10 256ZM55 252H56V254H55ZM95 252H97V253H95ZM2 253L5 254L6 256L5 255H4L5 257L2 256ZM53 253L55 254L54 257H53ZM64 253L65 254L67 253V254L65 255ZM99 254L101 256H103V258L105 257V259L101 258V256L98 257ZM180 254L184 255V258L186 261L184 260L183 256H181ZM14 255L16 257H14ZM92 255L96 256L99 259L97 260L96 257L93 258ZM29 256H30V258H29L30 261L27 260ZM41 256H42V258H41ZM55 256H56V259H55ZM88 256L90 257L89 261L91 263L89 261H87L89 259ZM177 256H179L178 257L179 259H176ZM3 257H4V259H3ZM21 257H22V259H21ZM50 257H53V258L51 259ZM64 257H65V259H64ZM71 257H73V259ZM15 258H17V259L13 260ZM46 258L48 259L47 262H46V260H47ZM25 259H26V261L24 262ZM53 259H55V260H53ZM101 259H102V261H101ZM174 259L176 262L174 261ZM20 260L23 262H21ZM8 261H10V262H8ZM15 261H16V263H15ZM38 261H39V263H38ZM185 262H187V263H185Z\"/></svg>",
	"mask_w": 264,
	"mask_h": 264
},
{
	"label": "bare ground",
	"instance_id": "bare-ground-1",
	"mask_svg": "<svg viewBox=\"0 0 264 264\" xmlns=\"http://www.w3.org/2000/svg\"><path fill=\"white\" fill-rule=\"evenodd\" d=\"M55 1H56V0H55ZM58 1H60V3H62L61 0H58ZM62 1H63V0H62ZM71 1H72V0H71ZM76 1H77V0H76ZM76 1H73V2L75 3L76 8H77V6H78L77 3H80V2L83 3V2H82L83 0H81V1H79V2H77V3H76ZM87 1H88V0H87ZM108 1H109V0H108ZM108 1H107V3H108ZM163 1H164V0H163ZM163 1H162V2H163ZM167 1L170 2V0H167ZM167 1H166V2H167ZM201 1H202V2H205V1H203V0H201ZM211 1H212V0H211ZM219 1H220V0H219ZM221 1H223V0H221ZM221 1H220V2H221ZM25 2H26V1H25ZM67 2H68V1H67ZM92 2H93V1H92ZM94 2H96V1H94ZM98 2H99V1H98ZM101 2H102V1H101ZM120 2H121V1H120ZM130 2H131V0H130ZM132 2H133V1H132ZM181 2H182V1H180V4H182V3L184 2V0H183L182 3H181ZM186 2H187V1H186ZM196 2H197V1H196ZM217 2H218V1H217ZM256 2H257V1H256ZM13 3H14V2H13ZM65 3H66V2H65ZM69 3H71V2H69ZM74 3H73V6H74ZM81 3H80V4H81ZM102 3H103V2H102ZM102 3H101V5H99V7L102 6ZM116 3H117V2H116ZM184 3H185V2H184ZM189 3H190V2H189ZM189 3H188V4H189ZM191 3H192V2H191ZM240 3H241V2H240ZM242 3H244V2H242ZM245 3H247V2H245ZM245 3H244V4H245ZM263 3H264V2H263ZM58 4H59V3H58ZM58 4H57V1H56V6H58ZM62 4L64 5V3H62ZM117 4H118V3H117ZM167 4H168V3H167ZM178 4H179V3H178ZM203 4H206V3H203ZM207 4H208V3H207ZM222 4L225 6L224 1H223ZM222 4H221V5H222ZM244 4H243V5H244ZM45 5H46V4H45ZM103 5H104V4H103ZM123 5H124V3H123ZM131 5H132V3H131ZM164 5H165V7H166V3H165ZM200 5H201V2H200ZM211 5H212V4H211ZM261 5H262V4H261ZM68 6H69V5H68ZM86 6H87V4H86ZM92 6H93V4H92ZM107 6H108V5H107ZM124 6H125V5H124ZM129 6H130V5H129ZM155 6H156V5H155ZM167 6H168V5H167ZM180 6H181V5H180ZM204 6H206V5H204ZM218 6H219V4H218ZM258 6H259V5H258ZM258 6H257V7H258ZM58 7L60 8L61 6H58ZM58 7H57V8H58ZM64 7H66V6H64ZM84 7H85V6H84ZM127 7H128V6H127ZM127 7H126V8H127ZM158 7H159V5H158ZM177 7H178V6H177ZM197 7H198V6H197ZM210 7H211V6H210ZM219 7H220V6H219ZM261 7H262V6H260V7H258V8H261ZM57 8H56V9H57ZM76 8L73 7V9H72V6H71V8L69 7V9H71V10H75ZM92 8H93V7H92ZM128 8H130V7H128ZM191 8H192V7H191ZM206 8H207V7H206ZM50 9H51V8H49V10H50ZM65 9H66V8H65ZM65 9H64V10H65ZM79 9L81 10V8H79ZM79 9H78V10H79ZM97 9H98V6H97ZM99 9H100V8H99ZM130 9H131V8H130ZM130 9H128V10H130ZM155 9H156V8H155ZM161 9H162V8H161ZM165 9H166V11L168 10V8H165ZM178 9H179V7H178ZM180 9H181V7H180ZM180 9H179V10H180ZM184 9H185V8H184ZM208 9H209V8H208ZM241 9H242V8H241ZM255 9H256V8H255ZM60 10H61V9H60ZM71 10H70V12H71ZM133 10H136V9L133 8ZM197 10H198V9H197ZM227 10H228V9H227ZM230 10H231V9H230ZM230 10H229V11H230ZM2 11H3V10H2ZM53 11H54V10H53ZM75 11L78 12L77 10H75ZM83 11H84V10H83ZM83 11H82V12H83ZM85 11H86V10H85ZM89 11H90V10H89ZM89 11H86V12H89ZM106 11H107V10H106ZM169 11H170V9H169ZM169 11H168V12H169ZM204 11H205V10H204ZM207 11H208V10H207ZM209 11H210V10H209ZM50 12H52V11L50 10L49 13H50ZM63 12H64V11H63ZM99 12L101 13V11H98V13H99ZM126 12H127V10L125 11V14H126ZM131 12H132V11H131ZM152 12H153V14H154V10H152ZM180 12H181V11H180ZM71 13H72V12H71ZM73 13H74V11H73ZM98 13H96V15H97ZM108 13H109V12H108ZM132 13H133V12H132ZM134 13L136 14V11H134ZM134 13H133V14H134ZM164 13H165V11H164ZM164 13H163V16H164ZM198 13H199V11H198ZM210 13H211V12H210ZM216 13H217V12H216ZM68 14H69V11H68ZM74 14H75V13H74ZM76 14H77V13H76ZM82 14H83V13H82ZM82 14H81V15H82ZM106 14H107V13H106ZM133 14H132V15H133ZM166 14H167V13H166ZM170 14H171V13H170ZM205 14H206V13H205ZM213 14H214V13H213ZM54 15L56 16V14H54ZM61 15H62L61 17L63 18V13H62ZM65 15H66V14H65ZM65 15H64V17H66ZM81 15H80V16H81ZM88 15H89V14H88ZM94 15H95V14H94ZM98 15H100V14H98ZM98 15H97V16H98ZM126 15H127V14H126ZM128 15H131V14L128 13ZM132 15H131V16H132ZM136 15H137V14H136ZM136 15H135V16H136ZM49 16H50V15H49ZM58 16H59V15H58ZM58 16H57V17H58ZM80 16H79V17H80ZM82 16H83V15H82ZM85 16H87V13H86ZM138 16H139V15H138ZM198 16H199V15H198ZM207 16H209V15H207ZM207 16H206V17H207ZM77 17H78V15H77ZM79 17H78V19H79ZM94 17H95V16H94ZM168 17H169V16H168ZM251 17H252V16H251ZM46 18H47V17H46ZM50 18H51V17H49L48 20H50ZM72 18H74V16H73ZM81 18H82V17H81ZM98 18H99V17H98ZM117 18H118V17H117ZM121 18H122V17H121ZM136 18H137V17H136ZM163 18H164V17H163ZM163 18H162V19H163ZM166 18H167V17H166ZM195 18H196V17H195ZM197 18H198V17H197ZM203 18H204V16H203ZM53 19H54V18H53ZM74 19H75V18H74ZM76 19H77V18H76ZM130 19H131V18H130ZM192 19H193V16H192ZM209 19H210L209 21H211V23L208 22V19H207V20L205 19L206 22H207V25H209V24L212 25V20H211L212 17H210ZM214 19H215V17H214ZM214 19H213V20H214ZM216 19H218V18H216ZM223 19H224V18H223ZM38 20H39V18H38ZM54 20H55V19H54ZM56 20H57V19H56ZM56 20H55V21H56ZM96 20H97V19H96ZM121 20H122V19H121ZM132 20H133V19H132ZM168 20L170 21V19H168ZM195 20H196V19H195ZM220 20H221V19H220ZM230 20H231V18H230ZM230 20H229V21H230ZM251 20H252V18H251ZM55 21H54V22H55ZM67 21H68V20H67ZM69 21H70V20H69ZM75 21H76V20H75ZM77 21H78V20H77ZM135 21H136V20H135ZM158 21H159V20H158ZM162 21H163V20H162ZM199 21H200V20H199ZM199 21H198V23L196 24L197 26L199 25ZM45 22H46V21H45ZM48 22H49V21H48ZM50 22H51V21H50ZM50 22H49V23H50ZM70 22H71V21H70ZM140 22H142V21L140 20ZM164 22H165V19H164ZM196 22H197V20H196ZM206 22H205V23H206ZM230 22H231V21H230ZM230 22H228V20H227V23H229L228 25L231 26ZM40 23H42V22L40 21ZM40 23H39V24H40ZM52 23H53V22H52ZM67 23H68V22H67ZM67 23H66V24H67ZM76 23H77V22H76ZM162 23H163V22H162ZM176 23H177V22H176ZM200 23H201V22H200ZM208 23H209V24H208ZM224 23H225V22H224ZM227 23H226V24H227ZM231 23H232V22H231ZM47 24H48V23H47ZM47 24L44 23V26H46ZM98 24H99V23H98ZM98 24H97V25H98ZM106 24H107V23H106ZM133 24H134V22H133ZM133 24H132V25H133ZM173 24H174V23H173ZM189 24H190V21H189ZM189 24H188V25H189ZM213 24H214V23H213ZM70 25H71V24H70ZM137 25H138V24H137ZM211 25H209V26L211 27ZM27 26H28V24H27ZM32 26H33V25H31V27H32ZM133 26H134V25H133ZM138 26H140V25H138ZM173 26H174V25H173ZM202 26H203V25H201V28H203ZM209 26H208V27H209ZM230 26H229V27H230ZM24 27H25V26H24ZM28 27H29V26H28ZM28 27H27V28H28ZM31 27H30V28H31ZM33 27H34V26H33ZM33 27H32V28H33ZM69 27H70V26H69ZM95 27H96V26H95ZM102 27H103V26H102ZM140 27H141V26H140ZM204 27H205V24H204ZM206 27H207V26H206ZM210 27H209V29H211ZM214 27H215V26H214ZM217 27H218V26H217ZM219 27H220V26H219ZM231 27H232V26H231ZM231 27H230V28H231ZM235 27H236V26H235ZM55 28H56V27H55ZM59 28H60V27H59ZM61 28H62V27H61ZM100 28H101V27H100ZM132 28H133V27H132ZM197 28H198V27H197ZM215 28H216V27H215ZM215 28H214V29H215ZM224 28H225V27H224ZM236 28H237V27H236ZM14 29H15V28H14ZM33 29H35V27H34ZM64 29H65V28H64ZM140 29H142V28H140ZM190 29H191V28H190ZM190 29H188V30H190ZM193 29H194V28H193ZM214 29H213V30H214ZM1 30H2V29H1ZM1 30H0V32H1ZM6 30H7V29H6ZM52 30H53V28H52ZM57 30H58V29H57ZM57 30H56V31H57ZM94 30H97V27H96V29H94ZM134 30H136V29H135V26H134ZM138 30H139V29H138ZM138 30H136V31H138ZM182 30H183V29H182ZM203 30H204V29H203ZM216 30H217V29H216ZM223 30H224V29H223ZM14 31H15V30H14ZM46 31H47V30H46ZM54 31H55V30H54ZM54 31H53V32H54ZM206 31H207V30H206ZM232 31H234V30H231V32H232ZM21 32H23V30L20 31V33H21ZM29 32H30V31H29ZM44 32H45V31H44ZM53 32H52V33H53ZM94 32H95V31H94ZM143 32H144V31H143ZM143 32H142V33H143ZM201 32H202V31H201ZM219 32H220V31H219ZM228 32H229V29H228ZM228 32H227V33H228ZM235 32H237V30H236ZM258 32H259V31H258ZM260 32H261V31H260ZM130 33H131V32H130ZM148 33H149V32H148ZM174 33H175V32H174ZM184 33H185V32H184ZM204 33H205V31H204ZM204 33H201L202 36H205V35H203ZM208 33H210V32L207 31V34H208ZM213 33H215V30H214ZM216 33H218V32H216ZM221 33H222V31H221ZM221 33H220V34H221ZM31 34H32V33H31ZM31 34H29V35H31ZM56 34H57V33H56ZM56 34H55V35H56ZM58 34L61 35L60 33H58ZM109 34H110V33H109ZM199 34H200V33H199ZM207 34H206V36H207ZM0 35H1V34H0ZM8 35H9V34H8ZM14 35H15V32L13 33V36H14ZM46 35H47V34H46ZM46 35H44V36L46 37ZM49 35H50V33H49ZM53 35H54V34H53ZM107 35H108V33H107ZM136 35H137V33H136ZM138 35H139V34H138ZM144 35H145V34H144ZM163 35H164V33H163ZM186 35H188V34H186ZM191 35H193V36L195 37L196 34L194 35V34H192V32H191ZM213 35H215V34H213ZM227 35H228V34H227ZM11 36H12V34H11ZM47 36H48V35H47ZM108 36H109V35H108ZM167 36H168V34H167ZM216 36H217V35H216ZM224 36H225V35H224ZM224 36H223V37H224ZM236 36H238V35H236ZM245 36H246V35H245ZM15 37H16V36H15ZM57 37H58V36H57ZM59 37H60V36H59ZM140 37H141V36H140ZM147 37H148V36H147ZM147 37H146V38H147ZM168 37H169V36H168ZM170 37H171V36H170ZM218 37H219V36H217V38H218ZM223 37L221 36V38H223ZM242 37H243V36H242ZM1 38H4V37H1ZM12 38H13V37H12ZM12 38H11V40H12ZM43 38H44V37H43ZM94 38H95V37H94ZM132 38H133V37H132ZM137 38H138V37H137ZM184 38H185V37H184ZM195 38H197V37H195ZM199 38H200V37H199ZM203 38H204V37H203ZM207 38H208V36H207ZM210 38H212V37H210ZM210 38H209V39H210ZM217 38H216V39H217ZM219 38H220V37H219ZM219 38H218V39H219ZM221 38H220V39H221ZM9 39H10V38H9ZM32 39H33V38H32ZM53 39H55V38L53 37ZM110 39H111V36H110ZM140 39H142V38H140ZM168 39H170V38H168ZM168 39L166 38V41H167ZM189 39H190V38H189ZM200 39H201V38H200ZM17 40H18V39H17ZM17 40H16V41H17ZM130 40H132V39H130ZM133 40H134V39H133ZM144 40H145V39H144ZM237 40H238V39H237ZM241 40H242V39H241ZM4 41H5V39H4ZM7 41H8L9 43H11L10 40H7ZM30 41L32 42V40H30ZM40 41H41V40H40ZM40 41H39V42H40ZM43 41H44V39H43ZM43 41H42V43H43ZM94 41H95V40H94ZM94 41H93V43H94ZM142 41H143V40H142ZM183 41H185V40H183ZM196 41H197V39H196ZM196 41H194V42H196ZM200 41H202V40H200ZM221 41H222V39H221ZM224 41H225V38H224ZM227 41H228V40H227ZM245 41H247V39H246ZM1 42H2V41L0 40V43H1ZM8 42H7V43H8ZM26 42H27V41H26ZM128 42H129V40H128ZM147 42H148V41H147ZM147 42H145V43H147ZM204 42H205V41H204ZM207 42L209 43L210 41H207ZM211 42H212V41H211ZM211 42H210V43H211ZM237 42H238V41H237ZM7 43L5 42V44H7ZM17 43H19V42H17ZM145 43H144V41H143V44H145ZM148 43H149V45H150V42H148ZM148 43H147V45H145L146 48H147V46H148ZM159 43H160V41H159ZM168 43H169V41H168ZM186 43H187V41H186ZM186 43H185V44H186ZM213 43H214V42H213ZM244 43H245V42H244ZM23 44H24V43H23ZM26 44H28V43H26ZM30 44H31V43H30ZM39 44H41V43H39ZM44 44H46V40H45ZM125 44H126V43H125ZM135 44H136V43H135ZM138 44H141V43H138ZM171 44H172V43H171ZM185 44H183L182 46L184 47ZM198 44H199V43H198ZM200 44H201V43H200ZM217 44H219V43H217ZM217 44H216V45L214 44V46H217ZM232 44H233V43L231 42V45H232ZM16 45H17V44H16ZM16 45H14V46L16 47ZM19 45H22V44H19ZM32 45H33V44H32ZM34 45H35V44H34ZM42 45H43V44H42ZM153 45H154V44L150 45V47L153 46ZM158 45H159V44H158ZM176 45H177V44H176ZM188 45H192V44L190 43V44H188ZM202 45H203V44H202ZM7 46H9V45H7ZM14 46H12V47H14ZM22 46H23V45H22ZM27 46H28V45H27ZM27 46H25V44H24V47H26V50H29L30 47L28 46L29 49H27ZM162 46H164V44H163ZM180 46H181V45H180ZM182 46H181V47H182ZM211 46H212V45H211ZM221 46H222V45H221ZM24 47H23V48H24ZM40 47H41V46H40ZM42 47H43V46H42ZM45 47H46V45H45ZM79 47H80V46H79ZM132 47H133V46H132ZM136 47H137V46H136ZM139 47H140V46H139ZM158 47H159V46H158ZM185 47H186V46H185ZM191 47H192V46H190V48H191ZM200 47H201V46H200ZM217 47H218V46H217ZM20 48H21V47H20ZM20 48H19V49H20ZM36 48H37V47H36ZM46 48H47V47H46ZM65 48H66V47H65ZM70 48H71V47H70ZM146 48L143 49V50L145 51ZM148 48H149V47H148ZM148 48H147V49H148ZM152 48H153V47H151L149 50H150V52H152V54H153L154 50L151 51ZM179 48H180V47H179ZM193 48H194V47H193ZM197 48H198V47H197ZM204 48H205V47H204ZM208 48H209V47H208ZM212 48L214 49L215 47H210V49H212ZM218 48H219V47H218ZM2 49H3V48H2ZM5 49H7L6 46H5ZM9 49H10V47H9ZM17 49H18V48H17ZM17 49H14V50H17ZM31 49H32V48H31ZM119 49H120V46H119ZM155 49H156V48H155ZM205 49H206V48H205ZM26 50H25V51H26ZM70 50H72V48H71ZM134 50H135V49H134ZM164 50H165V49H164ZM164 50H163V51H164ZM172 50H173V49H172ZM190 50H191V49H190ZM214 50H215V49H214ZM220 50H221V49H220ZM222 50H223V48H222ZM226 50H228V49L225 48V51H226ZM21 51H22V49H21ZM30 51H31V52H30ZM30 51H29V52H30V54H31V53H32V50H30ZM33 51H34V50H33ZM137 51L140 52L138 49H137ZM147 51H148V50H147ZM178 51H179V50H178ZM192 51H193V49H192ZM194 51H195V50H194ZM194 51H193V52H194ZM208 51H209V50H208ZM228 51H229V50H228ZM145 52H146V51H145ZM186 52H187V48H186ZM213 52H214V51H212L211 53L213 54ZM256 52H257V51H256ZM8 53H10V51H9ZM16 53H17V52H16ZM21 53H22V52H21ZM24 53H25V52H24ZM48 53H50V52H48ZM59 53H60V52H59ZM122 53H123V52H122ZM142 53H143V51H142ZM146 53H148V52H146ZM156 53H157V52H156ZM182 53H183V51H182ZM187 53L189 54V52H187ZM195 53H196V51H195ZM195 53H194V54H195ZM207 53H208V52H207ZM232 53H233V52H232ZM1 54H2V53H1ZM5 54H7V53H5ZM18 54H19V53H18ZM18 54H17V55H18ZM25 54H27V53H25ZM124 54H125V53H124ZM130 54H131V53H130ZM149 54H150V53H149ZM179 54H180V53H179ZM179 54H178V56H176V58L180 56L179 58L181 59V57L183 56V54H182V56L179 55ZM198 54H199V53H198ZM209 54H210V53H209ZM215 54L217 55V52H216ZM227 54H228V52L226 53V55H227ZM235 54H236V53H235ZM12 55H14V54H12ZM15 55H16V54H15ZM15 55H14V57H16ZM22 55H23V53H22ZM122 55H123V54H122ZM147 55H148V54H147ZM147 55H146V56H147ZM153 55H154V54H153ZM156 55H157V54H156ZM185 55H186V54H185ZM190 55H192V54H190ZM190 55H188V57H189ZM199 55H200V54H199ZM199 55H198V56H199ZM205 55H206V54H205ZM226 55H225V56H226ZM232 55H233V54H232ZM0 56H1V55H0ZM115 56H116V54H115ZM139 56H140V55H139ZM193 56H194V55H193ZM202 56H203V55H202ZM206 56H207V55H206ZM217 56H218V57H217ZM217 56H216L217 58H220V57H219V54H218ZM225 56H224L223 58H225ZM4 57H6V55H5ZM8 57L11 59L13 56H12V57L9 56V55L7 56L8 61H9V62H10V61L12 62V60H9ZM56 57L59 58V56H56ZM56 57H55V58H56ZM157 57H158V56H157ZM184 57L187 58L186 56H184ZM190 57H192V56H190ZM200 57H201V56H200ZM18 58H19V57H18ZM27 58H28V57H27ZM29 58H30V57H29ZM43 58H44V55H43ZM124 58H125V57H124ZM139 58H140V57H139ZM139 58H138V60H139ZM151 58H152V57H151ZM151 58H150V59H151ZM162 58H163V56H162ZM208 58H209V56H207L206 59H208ZM223 58H222V59H217L218 62H219V64H220V61L223 62ZM12 59H13V58H12ZM45 59H46V58H45ZM63 59H64V58H63ZM63 59H61V60H63ZM141 59H142V58H141ZM145 59H147V57H146ZM157 59H158V58H157ZM160 59H161V58H160ZM160 59H159V60H160ZM182 59H183V58H182ZM192 59L194 60V58H192ZM196 59H197V58H196ZM196 59H195V60H196ZM201 59H203V58L201 57ZM210 59H211V58H210ZM210 59H208V60H210ZM212 59H213V58H212ZM3 60H5V59H2V61H3ZM16 60H17V58H16ZM132 60H133V59H132ZM138 60H137V61H138ZM143 60H144V59H143ZM143 60H142V61H143ZM151 60H152V59H151ZM151 60H150V62H151ZM154 60H155V57H154ZM154 60H153V61H154ZM188 60H190V59H188ZM188 60H187L186 63H188ZM233 60H234V59H233ZM49 61H50V60H49ZM109 61H110V60H109ZM153 61H152V63H153ZM162 61H163V60H162ZM180 61H181V60H180ZM203 61H204V59H203ZM0 62H1V59H0ZM6 62H7V61H6ZM53 62H54V61H53ZM60 62H61V61H60ZM125 62H126V61H125ZM140 62H141V60H140ZM143 62H144V61H143ZM143 62H141V63H143ZM177 62H178V61H177ZM189 62H191V60H190ZM194 62H195V61H194ZM196 62H197V61H196ZM212 62L214 63V61H212ZM128 63H129V62H128ZM134 63H135V62H134ZM141 63H140V64H141ZM152 63H151V64H152ZM198 63H199V59H198ZM258 63H259V62H258ZM2 64H3V62H2ZM6 64H8V63H6ZM18 64H19V63H18ZM42 64H43V63H42ZM49 64H50V63H49ZM121 64H122V63H121ZM140 64H139V65H140ZM148 64H149V63H148ZM183 64H185V63H183ZM183 64H181L180 66H182ZM199 64H200V63H199ZM206 64H207V63H205V65H206ZM215 64H217V63L215 62ZM219 64H217V65H219ZM232 64H233V63H232ZM23 65H24V64H23ZM34 65H35V64H34ZM34 65L32 66V71L34 70V69H33ZM86 65H87V64H86ZM115 65H116V64H115ZM118 65H119V64H118ZM142 65H143V64H142ZM157 65H158V64H157ZM170 65H171V64H170ZM178 65H179V64H178ZM178 65H177V66H178ZM193 65H194V64H193ZM201 65H203V64H201ZM201 65H200V66H201ZM207 65H208V64H207ZM210 65H211V64H210ZM210 65H209V66H210ZM0 66H1V65H0ZM4 66L7 67V65H3L2 67H4ZM21 66H22V65H21ZM25 66H26V65H25ZM42 66H43V65H42ZM42 66H41V67H42ZM48 66H49V65H48ZM50 66H51V65H50ZM50 66H49V67H50ZM55 66H56V64H55ZM57 66H58V65H57ZM109 66L111 67V65H109ZM133 66H138V65H133ZM144 66H145V65H144ZM144 66H143V67H144ZM175 66H176V65H175ZM180 66H179V67H180ZM203 66H204V65H203ZM212 66H213V65H211V68L213 69ZM23 67H24V66H23ZM26 67H27V66H26ZM38 67H39V66H38ZM38 67H37V68H38ZM86 67H87V66H86ZM123 67H124V66H123ZM184 67H185V65H184ZM188 67H189V66H188ZM195 67H196V66H195ZM195 67H193V68H195ZM204 67H205V66H204ZM207 67H208V66H207ZM244 67H245V66H244ZM82 68H83V67H82ZM120 68H121V67H120ZM124 68H125V67H124ZM133 68H134V67H133ZM137 68H138V67H137ZM161 68H162V67H161ZM176 68H178V67H176ZM180 68H181V67H180ZM191 68H192V66H191ZM211 68H209V69H211ZM216 68H217V66H216L214 69H216ZM109 69H110V68H109ZM140 69H141V67H140ZM174 69H175V68H174ZM178 69H179V68H178ZM178 69H176V71H177ZM181 69H182V68H181ZM19 70H20V69H19ZM35 70H36V69H35ZM116 70H117V69H116ZM119 70H120V69H119ZM130 70H131V69H130ZM143 70H144V69H143ZM152 70H153V69H152ZM184 70L186 71L185 68H184ZM187 70H188V68H187ZM206 70H207V69H206ZM241 70H242V69H241ZM4 71H5V69H4ZM4 71H1V72H4ZM17 71H18V70H17ZM24 71H25V73H28V72H26V70H24ZM27 71H28V70H27ZM38 71H39V70H38ZM44 71H45V70H42V73H43ZM46 71H47V70H46ZM48 71H49V70H48ZM122 71H123V70H122ZM125 71H126V70H125ZM178 71H180V69H179ZM185 71H184V72H185ZM204 71H205V68H204ZM209 71H210V70H209ZM22 72H23V71H22ZM53 72H54V71H53ZM57 72H58V71H57ZM109 72H110V71H108L107 73H109ZM119 72H120V71H119ZM133 72H136V70H134ZM195 72H196V69H195ZM200 72H201V70H200ZM200 72H199V73H200ZM206 72L209 73L208 70H207ZM206 72H203V73H204L203 75H206V76H207V74H205ZM219 72H220V71H219ZM17 73H18V72H16V74L14 75L15 77L18 75ZM33 73H34V72H33ZM35 73H36V71H35ZM35 73H34V74H35ZM42 73H41V74H42ZM46 73H47V72H46ZM48 73H49V72H48ZM91 73H92V72H91ZM131 73H132V72H131ZM144 73H145V72H143V74H144ZM146 73H147V70H146ZM150 73H151V72H150ZM169 73H170V71H169ZM201 73H202V72H201ZM43 74H44V73H43ZM84 74H85V73H84ZM87 74H88V73H87ZM89 74H90V73H89ZM95 74H96V73H95ZM125 74H127V73L125 72ZM141 74H142V72H141ZM147 74H148V73H147ZM147 74H145V76H147ZM180 74H182V73H180ZM184 74H185V73H184ZM187 74H188V73H187ZM191 74H192V73H191ZM209 74H210V73H209ZM209 74H208V75H209ZM218 74H219V73H218ZM221 74H222V73H221ZM23 75L26 76V74H23ZM23 75H22V76H23ZM92 75H93V73H92ZM116 75H117V74H116ZM127 75H128V74H127ZM198 75H200V74H198ZM203 75H202V76H203ZM211 75H212V74H211ZM25 76H24V77H25ZM90 76H91V75H90ZM97 76H98V75H97ZM123 76H125V75H123ZM137 76H138V74H137ZM137 76H136V77H137ZM141 76L143 77L144 75H141ZM141 76H140V77H141ZM172 76H174V75H172ZM172 76H171V77H172ZM184 76H186V74H185ZM217 76H218V75H217ZM0 77H1V74H0ZM2 77H3V75H2ZM12 77H13V76H12ZM19 77H20V75H19ZM37 77H38V76H37ZM37 77H36V78H37ZM41 77H44V76L42 75ZM46 77H47V76H46ZM48 77H49V76H48ZM53 77H54V76H53ZM102 77H103V76H102ZM134 77H135V76H134ZM134 77H133V78H134ZM136 77H135V79H137ZM147 77H148V76H147ZM169 77H170V76H169ZM190 77H191V76H190ZM204 77H205V76H204ZM209 77H212V76H208L207 78H209ZM213 77H214V79H215V76H213ZM8 78H11V77H8ZM38 78H40V77H38ZM109 78H110V77H109ZM126 78H127V77H126ZM133 78H132L131 80H133ZM172 78L174 79V77H172ZM178 78H179V77H178ZM184 78H185V77H184ZM188 78H189V77H188ZM202 78H203V77H200V79H202ZM216 78H217V77H216ZM222 78H223V77H222ZM222 78H221V79H222ZM224 78L227 79V77H224ZM1 79H2V78H1ZM45 79H48V78H45ZM107 79H108V78H107ZM143 79H144V77H143ZM143 79H142V80H143ZM185 79H186V78H185ZM185 79H183V80H185ZM39 80H40V79H39ZM89 80H90V79H89ZM112 80H113V79H112ZM171 80H172V79H171ZM175 80H176V79H175ZM175 80H174V81H175ZM181 80H182V79H181ZM215 80H216V79H215ZM11 81H12V80H11ZM14 81H15V79H13L12 82H14ZM36 81H38V80H36ZM44 81H45V80H44ZM44 81L41 82V84L43 85L42 87L44 88V90H46V89L48 90V87L45 86L46 89H45V87H44V85H46V84L44 83ZM46 81H47V80H46ZM109 81H110V80H107V82H109ZM128 81H129V80H128ZM145 81H146V80H145ZM191 81H192V80H191ZM197 81H199V78H198V80H195L196 83H198ZM238 81H239V80H238ZM51 82H53V81H51ZM51 82H50V83H51ZM141 82H142V81H141ZM143 82H144V81H143ZM167 82H168V81H167ZM184 82H185V81H184ZM184 82L182 83V85L185 86ZM186 82H187V81H186ZM206 82H207V81H206ZM219 82H222V81L219 80L218 83H219ZM37 83H39V82H37ZM37 83H36V84H37ZM43 83H44V84H43ZM46 83H48V82H46ZM105 83H106V81H105ZM105 83H104V85H105ZM129 83H130V82H129ZM172 83H173V85H174V82L171 81V84H172ZM188 83H189V80H188ZM192 83H194V82H191V86L194 85V86H193L194 88L192 87L193 89H196L195 86H196V87H197V86L199 87V85H201L200 82H199V85H195V84H192ZM202 83H204V82H202ZM240 83H241V82H240ZM36 84H34V85H36ZM39 84H40V83H39ZM74 84H75V83H74ZM116 84H117V83H116ZM121 84H122V83H121ZM130 84H131V83H130ZM130 84H129V85H130ZM207 84H208V83H207ZM216 84H217V81H216ZM237 84H238V83L235 84V85H236L235 88H237ZM34 85H33V86H34ZM76 85H77V84H76ZM82 85H83V84H82ZM84 85H85V84H84ZM87 85H88V84H87ZM87 85H86V86H87ZM106 85H107V84H106ZM106 85H105V87H107ZM111 85H113V84H111ZM141 85H143V84H141ZM175 85H176V82H175ZM187 85H188V84H187ZM204 85H205V83H204ZM220 85H221V83H220ZM225 85H226V84H225ZM30 86H32V84H31ZM36 86H37V85H36ZM77 86H78V85H77ZM101 86H102V85H101ZM134 86H135V85H134ZM139 86H140V85H139ZM171 86H172V85H171ZM171 86H170V88H171ZM176 86H177V85H176ZM179 86H180V85H179ZM191 86L188 87V88L190 89ZM206 86H207V85H206ZM208 86H210V85L208 84ZM213 86H214V85H212V88H215V87H213ZM218 86H219V84H218ZM229 86H230V85H229ZM8 87H9V85H8ZM39 87H41V85H39ZM39 87H38V88H39ZM42 87H41V89H42ZM50 87H51V84H50ZM95 87H96V86H95ZM95 87H94V88H95ZM117 87H118V86H117ZM117 87H116V88H117ZM131 87H132V86H131ZM131 87H130V88H129V87H126V88H129L130 91H131ZM177 87H178V86H177ZM180 87H181V86H180ZM210 87H211V86H210ZM219 87H220V86H219ZM232 87H234V86L232 85L231 88H232ZM238 87H240V86H238ZM32 88H33V87H32ZM35 88L37 89V87H35ZM98 88H99V87H98ZM103 88H104V87H103ZM182 88H183V87H182ZM182 88H181V89H182ZM200 88H201V87H199V89H200ZM222 88H223V85H222ZM231 88H230V90H231ZM7 89H8V88H7ZM28 89H29V88H28ZM30 89H31V87H30ZM30 89H29V90H30ZM41 89L39 88V90H38V89H37V90L40 91ZM72 89H73V88H72ZM113 89H114V88H112V90H113ZM134 89H135V88H134ZM138 89H139V88H138ZM206 89H209V88L206 87ZM218 89H220V88H218ZM218 89H216V91H217ZM237 89H238V88H237ZM31 90H32V89H31ZM31 90H30L29 92H31ZM44 90L42 89V94L47 93V91H45V92L43 93ZM105 90H107V89H105ZM132 90H133V89H132ZM159 90H160V89H159ZM166 90H168V88H167ZM169 90H170V89H169ZM177 90H178V88H176V90H175V94L177 93V92H176ZM184 90H185V88H184ZM201 90H202V89H201ZM209 90H210V89H209ZM209 90H207V91L210 92ZM48 91H49V90H48ZM65 91H66V90H65ZM171 91H172V90H171ZM173 91H174V90H173ZM194 91H195V90H194ZM194 91L192 92V94H194ZM197 91H198V89H197ZM205 91H206V90H205ZM213 91H215V90H213ZM220 91H221V90H220ZM225 91H226V90H225ZM233 91H234V90H233ZM241 91H242V89H241ZM245 91H246V90H245ZM3 92H5V90H4ZM35 92H37V91L35 90ZM86 92H87V91H86ZM101 92H102V91H101ZM133 92H134V90H133ZM133 92H131V93H133ZM164 92H165V91H164ZM168 92H169V91H168ZM188 92H189V91H187V93H188ZM198 92H199V91H198ZM198 92H197V94H198ZM222 92H224V91L222 90ZM226 92H227V91H226ZM234 92H236V91H234ZM32 93H33L34 96L36 97L34 91H33ZM39 93H40V92H39ZM63 93H64V92H63ZM75 93H76V91H75ZM93 93H94V92H93ZM104 93H105V92H104ZM116 93H117V92H116ZM134 93H135V92H134ZM180 93H181V92H180ZM184 93H185V92L183 91L182 94H184ZM187 93H186V94H187ZM190 93H191V92H190ZM190 93H189V96L191 95ZM201 93H202V92H201ZM210 93H211V92H210ZM213 93L216 94V92H213ZM230 93H231L230 95L233 94V93H232V90L230 91ZM246 93H247V92H246ZM0 94H1V93H0ZM30 94H31V93H30ZM37 94H38V93H37ZM42 94H41V96H42ZM52 94H53V93H52ZM87 94H88V93H87ZM96 94H97V93H96ZM102 94H103V93H102ZM136 94H137V93H136ZM163 94H166V92L163 93ZM169 94L171 95L170 92H169ZM178 94H179V93H178ZM221 94H222V93H221ZM1 95H2V96H1ZM1 95H0V96H1V101H2V97H4L6 94L4 95V93H2ZM106 95H107V94H106ZM141 95H142V94H141ZM170 95H169V97H170ZM187 95H188V94H187ZM187 95H185V96H187ZM198 95H199V94H198ZM201 95H202V94H201ZM201 95H200V96H201ZM208 95H209V94H208ZM230 95L228 94V96H230ZM6 96H7V95H6ZM41 96H40V97H41ZM60 96H62V95H60ZM64 96H65V95H64ZM95 96H96V95H95ZM99 96H100V95H99ZM173 96H175L174 93H173ZM180 96H181V94H180ZM192 96L194 97V95H191V97H192ZM202 96H203V95H202ZM202 96H201V97H202ZM213 96H214V94H213ZM213 96H211V97L213 98ZM220 96H221V95H220ZM40 97H39V98H40ZM86 97H87V96H86ZM97 97H98V96H97ZM140 97H141V96H140ZM164 97H167V96H164ZM169 97H168V98H169ZM196 97H197V95H196ZM201 97H200V98H201ZM204 97H205V96H204ZM232 97H233V95H232ZM39 98H38V99H39ZM92 98H93V97H92ZM153 98H154V97H153ZM157 98H158V97H157ZM159 98H160V97H159ZM162 98H163V97H162ZM170 98H171V97H170ZM172 98H175V97H172ZM172 98H171V99H172ZM177 98L179 99V97H177ZM183 98H184V97H183ZM188 98H189V97H188ZM197 98H199V96H198ZM226 98H227V97H226ZM226 98H225V101H224L225 103H226ZM233 98H234V97H233ZM3 99H4V98H3ZM14 99H15V98H14ZM40 99H41V98H40ZM85 99H86V98H85ZM171 99H169V101H172ZM191 99H192V98H191ZM202 99H203V98H202ZM206 99H207V98H206ZM214 99H215V98H214ZM222 99H223V98H222ZM236 99H238V98L236 97ZM11 100H13V98H11ZM77 100H78V99H77ZM101 100H102V99H101ZM116 100H118V99H116ZM166 100H167V99H166ZM166 100H165V102H166ZM173 100H174V99H173ZM228 100H230V99L228 98ZM234 100H235V99H234ZM41 101H42V100H41ZM75 101H76V100H75ZM110 101H111V100H110ZM110 101H109V103H111ZM184 101H185V100H184ZM189 101H191V100H189ZM192 101H194V100H192ZM214 101H215V100H214ZM216 101H217V100H216ZM216 101H215V102H216ZM231 101H232V98H231ZM38 102H39V101H38ZM65 102H66V100H65ZM80 102H81V101H80ZM84 102H85V101H84ZM84 102H83V103H84ZM102 102H103V101H102ZM119 102H120V101H119ZM153 102H154V101H153ZM163 102H164V100H163ZM204 102H205V101H204ZM209 102H210V101H209ZM219 102H220V101H219ZM227 102H228V101H227ZM232 102H233V101H232ZM232 102H231V103H232ZM234 102H235V101H234ZM244 102H247V101H244ZM63 103H64V102H63ZM75 103H76V102H75ZM121 103H122V102H121ZM155 103H156V102H155ZM168 103H169V102H168ZM181 103H182V102H181ZM191 103H192V102H191ZM195 103H196V101H195ZM202 103H203V102H202ZM231 103H230V101L228 102V104H230V105H231ZM240 103H241V102H240ZM247 103H248V102H247ZM262 103H263V102H262ZM262 103H261V104H262ZM34 104H35V102H34ZM37 104H38V103H37ZM89 104H90V103H89ZM107 104H108V103H107ZM138 104H139V103H138ZM152 104H153V103H152ZM156 104H157V103H156ZM156 104H155V105H156ZM208 104H209V103H208ZM208 104H207V105H208ZM212 104H213V103H212ZM222 104H224V103H222ZM250 104H251V103H250ZM263 104H264V103H263ZM48 105H49V104H48ZM55 105H56V104H55ZM74 105H75V104H74ZM115 105H116V103H114V106H115ZM119 105H120V104H119ZM119 105H118V107H119ZM162 105H163V104H162ZM162 105H160V106H162ZM210 105H211V104H210ZM224 105H225V104H224ZM251 105L253 106V104H251ZM258 105H259V104H258ZM258 105H257V106H258ZM17 106H18V105H17ZM66 106H68V105H66ZM75 106H76V105H75ZM90 106H92V104H91ZM109 106H110V105H109ZM111 106H113V102H112V105H111ZM123 106H124V105H122L121 107H123ZM171 106H172V105H171ZM176 106H177V105H176ZM180 106H181V105H180ZM187 106H188V105H187ZM187 106H186V107H187ZM191 106H193V104H191ZM191 106H189V107H191ZM198 106H199V105H198ZM204 106H206V104H204ZM211 106H212V105H211ZM232 106H233V105H232ZM248 106H250V105H248ZM254 106H255V105H254ZM257 106H255V107H257ZM0 107H1V106H0ZM36 107H37V106H36ZM72 107H73V106H72ZM78 107H79V106H78ZM88 107H89V106H88ZM96 107H97V105H96ZM102 107H103V105H102ZM115 107H116V106H115ZM121 107H119V108L121 109ZM130 107H131V105H130ZM148 107H149V106H148ZM155 107H156V106H155ZM178 107H179V106H178ZM225 107H228V108H229L230 106H228V105L226 106V105H225ZM225 107H224V109H225ZM236 107H237V106H236ZM236 107H235V108H236ZM255 107H254V108H255ZM261 107H262V106H261ZM263 107H264V106H263ZM1 108H2V107H1ZM34 108H35V107H34ZM74 108H76V107H74ZM81 108H82V107H81ZM85 108H86V106H85ZM89 108H91V107H89ZM105 108H106V107H105ZM105 108H104V109H105ZM119 108L116 107V110H117V109L119 110V111L117 110L118 112H120V109H119ZM150 108H151V107H150ZM160 108L162 109V107H159L158 110H161ZM168 108H169V107H168ZM187 108H188V107H187ZM208 108H209V106H208ZM228 108H227V109H228ZM252 108H253V107H252ZM254 108H253V109H254ZM258 108H259V107H258ZM72 109H73V108H70V109H69L70 112H71ZM79 109H80V108H79ZM79 109H78V111H79ZM92 109H93V108H92ZM94 109H95V107H94ZM110 109H111V108H110ZM110 109H109V110H110ZM125 109H126V108H125ZM131 109H132V108H131ZM151 109H153V108H151ZM151 109H150V110H151ZM155 109H156V108H155ZM155 109H154V110H155ZM188 109H189V108H188ZM206 109H207V108H206ZM216 109H217V108H216ZM237 109H238V108H237ZM50 110H51V109H50ZM83 110H84V109H83ZM90 110H91V109H90ZM99 110H100V108H99ZM101 110H102V109H101ZM122 110H123V109H122ZM132 110H134V108H133ZM139 110H140V109H139ZM146 110H148V112H149V109H146ZM164 110H165V109H164ZM185 110H186V109H185ZM200 110H201V109H200ZM210 110L212 111V109H210ZM233 110H234V108H233ZM255 110H256V109H255ZM33 111H34V110H33ZM64 111H65V110H64ZM73 111H74V110H72V112H73ZM87 111H88V110H87ZM123 111H124V110H123ZM151 111H152V110H151ZM165 111H166V110H165ZM167 111H168V110H167ZM167 111H166V112H167ZM194 111H195V109H194ZM219 111H220V110H219ZM229 111H231V110H229ZM82 112H83V111H82ZM96 112H97V110H96ZM98 112H99V111H98ZM121 112H122V111H121ZM135 112H136V111H135ZM162 112H163V109H162ZM179 112H180V111H179ZM188 112H189V111H188ZM209 112H210V111H209ZM226 112H228V111H226ZM226 112H225V113H226ZM235 112H239V111H235ZM10 113H11V112H10ZM34 113H35V112H34ZM51 113H53V112H51ZM68 113H69V112H67V114H68ZM83 113H84V112H83ZM83 113H81L80 116H82ZM94 113H95V112H94ZM100 113H101V115H103V114H102V111H101ZM103 113H104V112H103ZM105 113H106V116H109L107 112H105ZM131 113H132V112H131ZM133 113H134V112H133ZM141 113H142V112H141ZM180 113H181V112H180ZM186 113H187V111H186ZM190 113H191V111H190L189 114H187V115H191ZM214 113H215V112H214ZM214 113H213V114H214ZM219 113H220V112H219ZM225 113H224V114H225ZM245 113H246V112H245ZM253 113H254V111H253ZM7 114H8V113H7ZM67 114H66V115H67ZM70 114H71V113H70ZM91 114L93 115V113H91ZM96 114H99V113H96ZM96 114H94V115H96ZM114 114H117V115H118L119 113H114ZM136 114H140V113H139V112H136ZM136 114H135V116H134V114L131 115V118H130V119H132V117H134V119H135ZM142 114H143V113H142ZM149 114H150V113H149ZM157 114H160V111H159V113H157ZM157 114H156V115H157ZM167 114H168V112H167ZM167 114H165V115H167ZM169 114H170V113H169ZM175 114H178V112L174 113V115H175ZM211 114H212V113H211ZM213 114H212V115H213ZM233 114H234V113H233ZM235 114H236V113H235ZM54 115H55V114H54ZM77 115H78V114H77ZM84 115H85V113H84ZM92 115H91V117H92ZM117 115H116V116H117ZM119 115H120V114H119ZM119 115H118V116H119ZM123 115H124V114H122V116H123ZM154 115H155V113H154ZM182 115H183V114H182ZM185 115H186V114H185ZM196 115H197V114H196ZM208 115H209V114H208ZM212 115H211L210 118H212ZM217 115H218V114H217ZM3 116H4V115H3ZM75 116H76V114H75ZM85 116H86V115H85ZM98 116H99V115H98ZM103 116H104V115H103ZM106 116H105V117H106ZM120 116H121V115H120ZM120 116H119V117H120ZM128 116H129V115L126 114V117H128ZM139 116H140V115H139ZM142 116H143V115H142ZM148 116H149V115H148ZM148 116H147V117H148ZM157 116H158V115H157ZM161 116H162V115H161ZM176 116H177V115H176ZM178 116H181V115H178ZM213 116H214V115H213ZM223 116L226 117L225 115H223ZM227 116H228V115H227ZM237 116H238V113H237ZM241 116H242V115H241ZM247 116H248V115H247ZM249 116H251V115L249 114ZM6 117H7V115L4 117V119H6ZM72 117H73V116H72ZM78 117H79V116H78ZM99 117H100V116H99ZM112 117H113V116L111 115L110 118H112ZM119 117H118V119H119ZM140 117H141V116H140ZM159 117H160V115L158 116V118H159ZM190 117L192 118V115H191ZM215 117H216V115H215ZM217 117H218V116H217ZM217 117H216V118H217ZM220 117H221V116H220ZM228 117H230V114H229ZM228 117H227V119L224 118V120H227V121H228V119H230V118H228ZM233 117H236V115L233 116ZM2 118H3V117H2ZM2 118H1V119H2ZM7 118H9V116H8ZM69 118H71V117H69ZM80 118H81V117H80ZM83 118H84V117H83ZM88 118H89V117H88ZM92 118H93V117H92ZM92 118H89V120H90V119L92 120ZM94 118H95V117H94ZM100 118H101V117H100ZM113 118H114V117H113ZM113 118H112V120H113ZM138 118H139V117H138ZM148 118H149V117H148ZM166 118H167V117H166ZM181 118H183V116H182ZM221 118H223V117H221ZM221 118H220V119H221ZM76 119H77V118H76ZM85 119H86V117H85ZM114 119H117V118H114ZM128 119H129V118H128ZM140 119H141V118H140ZM142 119H143V118H142ZM146 119H147V118H146ZM151 119H153V116H152ZM160 119H161V118H160ZM164 119H165V118H164ZM168 119H169V118H168ZM175 119H178V117L175 118ZM212 119H213V118H212ZM214 119H215V118H214ZM214 119H213V120H214ZM217 119H219V118H217ZM234 119H235V118H234ZM251 119H252V117H251ZM253 119H254V118H253ZM34 120H35V119H34ZM59 120H60V119H59ZM77 120H78V119H77ZM89 120H88V121H89ZM96 120H97V118H96ZM96 120H95V121H96ZM101 120H102V119H101ZM101 120H100V121H101ZM103 120H104V119H103ZM137 120H138V119H137ZM137 120H136V121H137ZM144 120H145V119H144ZM144 120H143V121H144ZM153 120H154V119H153ZM169 120H170V119H169ZM169 120H168V121H169ZM205 120H207V117H206ZM208 120H209V118H208ZM210 120H211V119H210ZM222 120H223V119H222ZM222 120H221V121H222ZM224 120H223V121H224ZM230 120H231V119H230ZM230 120H229V121H230ZM235 120H236V119H235ZM237 120H239V117H238ZM7 121H8V120H7ZM35 121H36V120H35ZM72 121H74V120H70L69 122L74 123V122H72ZM78 121H79V120H78ZM86 121H87V120H85V123H86V125H87V122H88V121H87V122H86ZM92 121H93V120H92ZM92 121H91V123H92ZM113 121H114V120H113ZM115 121H117V120H115ZM154 121H155V120H154ZM161 121H163V120H161ZM161 121H160V122H161ZM176 121H177V120H176ZM188 121H189V119H188ZM199 121H200V120H199ZM201 121H202V120H201ZM216 121H217V120H216ZM216 121H212V122H216ZM219 121H220V120H219ZM232 121H234V120L232 119V120H231V123H232ZM248 121H249V120H248ZM248 121H247V122H248ZM1 122H2V121H1ZM33 122H34V121H33ZM36 122H38V121H36ZM79 122H80V121H79ZM93 122H94V121H93ZM96 122H97V121H96ZM102 122H103V121H102ZM128 122H129V121H128ZM130 122H132V120H131ZM155 122H157V121H155ZM169 122H170V121H169ZM71 123H70V124H71ZM85 123H82V124L85 125ZM106 123H107V122H106ZM134 123H135V122H134ZM138 123H139V122H138ZM138 123H137V124H138ZM158 123H159V122H158ZM167 123H168V122H167ZM170 123H171V122H170ZM195 123L197 124V122H195ZM195 123H194V124H195ZM204 123H206V122H204ZM204 123H202V124H204ZM207 123H208V122H207ZM210 123H211V122H209V124H210ZM223 123H224V122H223ZM223 123H222V124H223ZM227 123H228V122H225V124H223V127H224V125H225V127H226ZM249 123H250V122H249ZM31 124H32V123H31ZM39 124H40V123H39ZM68 124H69V123H68ZM68 124H67V125H68ZM70 124H69V125H70ZM75 124H76V122H75ZM89 124H90V122H89ZM92 124H93V123H92ZM94 124H96V123H94ZM114 124H116V123H114ZM114 124H113V125H114ZM121 124H122V123H121ZM125 124H126V122H125ZM150 124H153V123H151V121H150ZM162 124H163V122H162ZM212 124L215 125L216 123H212ZM219 124H220V123H219ZM219 124H218V125H219ZM233 124H236L235 121L233 122ZM233 124H232V126H233ZM251 124H252V123H251ZM4 125H5V123H4ZM42 125H43V123H42ZM77 125H78V124H76V126H77ZM96 125H97V124H96ZM98 125L100 126L101 123L98 124ZM102 125H104V123H102ZM110 125H111V127L113 126L112 124H110ZM126 125H129V123H127ZM153 125H154V124H153ZM153 125H152V126H153ZM155 125H156V124H155ZM177 125H178V124H177ZM182 125H183V123H182ZM188 125H189V124L187 123V129L190 127V126L188 127ZM192 125H193V123H192ZM204 125H206V124H204ZM237 125H238V124H237ZM257 125H258V124H257ZM73 126H74V125H73ZM106 126H107V125H106ZM132 126H134L133 123H132ZM157 126H159V125H157ZM162 126H163V125H162ZM196 126H197V125H196ZM199 126H200V124H198V128H200ZM208 126H209V125H208ZM216 126H217V124H216ZM249 126H251V125L249 124ZM39 127L41 128V126H39ZM68 127H69V126H68ZM70 127H72V125H70ZM74 127H75V126H74ZM74 127H72V128H74ZM78 127H79V125H78ZM81 127L83 128L84 126H81ZM91 127H92V126H91ZM93 127H96V126H93ZM107 127H108V126H107ZM111 127H110V128H111ZM160 127H161V126H160ZM193 127H195V126H193ZM209 127H210V126H209ZM213 127H215V126H213ZM218 127H219V126H218ZM225 127H224V128H225ZM244 127H245V126H244ZM251 127H253V126H251ZM15 128H16V127H15ZM40 128H39V129H40ZM102 128H103V127H102ZM116 128H118V127H116ZM150 128H152V127H150ZM174 128H175V127H174ZM191 128H192V126H191ZM216 128H217V127H216ZM236 128H237V127H236ZM246 128H247V127H246ZM17 129H18V126H17ZM17 129H16V130H17ZM68 129H69V128H68ZM86 129H87V128H84L83 131H84V130L86 131ZM97 129H100V131H101V128H100V127L97 128ZM97 129L94 128L93 130L96 131ZM105 129H106V128H105ZM105 129L103 128V129H102V132H103V130H105ZM112 129H114V128L112 127V128L110 129L111 134H112V132H113ZM148 129H149V128H148ZM152 129H153V128H152ZM157 129H158V128H157ZM204 129H206V128H204ZM204 129L202 128V130H204ZM211 129H212V128H211ZM230 129H231V128H230ZM230 129H229V130H230ZM232 129H233V128H232ZM247 129H248V131H249V128H247ZM5 130H6V129H5ZM13 130H14V129H13ZM16 130H15V132H16ZM19 130H21V129H19ZM24 130H25V129H24ZM72 130H73V129H72ZM78 130H80V128H79ZM107 130L109 131V127H108ZM160 130H161V129H160ZM169 130H170V129H169ZM188 130H189V129H188ZM193 130H195V129H193ZM193 130H192L191 132H193ZM197 130H199V129L196 128V133H197ZM200 130H201V129H200ZM219 130L221 131V128H219ZM225 130H226V129H225ZM236 130H237V129H236ZM250 130H251V128H250ZM253 130H255L254 127H253ZM32 131H33V130H32ZM85 131H84L83 133H85ZM88 131H89V130H87L86 133H87ZM100 131H99V132H100ZM108 131H107L106 134H108ZM122 131H123V130H122ZM126 131H128L127 128H126L125 132H126ZM136 131H137V129H136ZM136 131H135V132H136ZM155 131H156V130H155ZM207 131H208V129H207ZM207 131H206V132H207ZM209 131L211 132L210 129H209ZM217 131H218V130H217ZM230 131H231V130H230ZM251 131H252V130H251ZM11 132H12V131H11ZM71 132H72V131H71ZM75 132H77V131L74 129V135L76 136ZM96 132H97V131H96ZM104 132H105V131H104ZM125 132H124V133H125ZM135 132L133 131L134 134H135ZM146 132H148V131H146ZM149 132H152V130H150ZM160 132H161V131H160ZM199 132H200V131H199ZM202 132H203V131H202ZM204 132H205V130H204ZM204 132H203V133H200V134L202 135V134H204ZM206 132H205V133H206ZM218 132H219V131H218ZM218 132H217V134H218ZM221 132H222V131H221ZM221 132H220V133H221ZM227 132H228V131H227ZM233 132H235V131H233ZM233 132H232V133H233ZM245 132H246V131H245ZM18 133H19V132H17V134H18ZM34 133H35V132H34ZM92 133H95V132L92 131ZM127 133H128V132H127ZM129 133H131V132H129ZM157 133H159V129H158V132H157ZM170 133H171V132H170ZM185 133H186V132H185ZM187 133H188V131H187ZM196 133H195V135L201 136V135L196 134ZM249 133H253V132H250V131H249ZM249 133H248V134H249ZM258 133H259V132H258ZM79 134L83 135V134L81 133V130L79 131ZM79 134H78V135H79ZM90 134H91V132H90ZM97 134H99V133H97ZM106 134H105V136H106ZM131 134H132V133H131ZM131 134H128L129 137H130V139H131V136H130ZM146 134H147V133H146ZM146 134H145V135H146ZM151 134H154V132L151 133ZM167 134H168V133H167ZM207 134H209V133L207 132ZM212 134H213V133H212ZM229 134H230V133H229ZM229 134H228V136H229ZM255 134H256V133H255ZM259 134H260V133H259ZM261 134H262V132H261ZM42 135H43V134H42ZM71 135H72V134H71ZM78 135H77V136H78ZM122 135H123V134H121L120 136H122ZM135 135L137 136V134H135ZM148 135H149V134H148ZM159 135L161 136L160 133H159ZM162 135L165 136L164 133H163ZM168 135H169V134H168ZM170 135H171V134H170ZM183 135H184V134H183ZM188 135H189V134H188ZM192 135H193V136H192ZM209 135H210V134H209ZM220 135H221V134H220ZM224 135H225V134H224ZM226 135H227V134H226ZM226 135H225V136H226ZM233 135H234V133H233ZM246 135H247V134H246ZM251 135H252V134H251ZM18 136H19V135H18ZM77 136H76V137H77ZM79 136H80V135H79ZM85 136H86V135H85ZM88 136H89V135H88ZM93 136H94V134H93L92 136H90V137L92 138V141H95L94 139H95L98 135H97V136L95 135L94 137H93ZM99 136L101 137V135H99ZM105 136L103 135V137H105ZM125 136L127 137V134H126ZM125 136H124V137H125ZM139 136H141V135H139ZM156 136H157V134H156ZM173 136H174V135H173ZM185 136H186V135H184V137H185ZM191 136H192V137H191ZM204 136H205V135H204ZM212 136H213V135H212ZM215 136H216V132H215ZM253 136H254V135H253ZM22 137H23V136H22ZM112 137H113V136H112ZM124 137H122V140L124 139ZM158 137H159V136H158ZM178 137H179V136H178ZM195 137H197V136H194V134H191V135H190V140H193V141H194V140L196 139ZM208 137H209V136H208ZM249 137H250V138H249ZM251 137H252V136H250V135L248 136V138L245 137V139L247 138L248 143H249V141H250V140H248V139H251ZM69 138H70V137H69ZM72 138H73V137H72ZM81 138H82V140H83V136H82ZM81 138H80L79 140H81ZM106 138H107V137H106ZM106 138H105V139H106ZM115 138H116V137H115ZM134 138H135V137H134ZM142 138H143V137H142ZM148 138H149V136L145 137V139H148ZM151 138H153V137H151ZM151 138H150V139H151ZM168 138H169V137H168ZM168 138L166 137L165 139H168ZM170 138H171V137H170ZM180 138H181V135H180ZM180 138H179V139H180ZM186 138L189 139L188 136H186ZM191 138H195V139H191ZM211 138H212V137H211ZM211 138H210V140H211L210 142L207 141V142H208V145H210V143L212 142V139H211ZM219 138H220V136H219ZM222 138H223V136H222ZM226 138H227V136H226ZM226 138H224V140H225ZM86 139H87V138H86ZM105 139H104V141H105ZM125 139H126V138H125ZM127 139H128V138H127ZM162 139H163V138H162ZM175 139H177V138H175ZM179 139H177V142H178V143H179ZM182 139H183V137H182ZM184 139H185V138H184ZM202 139H203V138H202ZM204 139H205V138H204ZM220 139H221V138H220ZM229 139H230V137H229ZM253 139H254V138H253ZM36 140H37V139H36ZM79 140H78V141H79ZM84 140H85V139H84ZM89 140H91V139H89ZM89 140H88V141H89ZM131 140H132V139H131ZM131 140H128L129 143L132 142ZM143 140H144V139H143ZM169 140H170V139H169ZM196 140H197V139H196ZM205 140H207V139H205ZM213 140H214V139H213ZM232 140H233V139H232ZM60 141L62 142V141H64V140H60ZM78 141H75V142H78ZM85 141H86V140H85ZM88 141H86V142L88 143ZM118 141H119V139H118ZM118 141H117V142H118ZM123 141H124V140H123ZM128 141L126 140V142H128ZM134 141H136V139H134ZM148 141H149V143H150L151 140H148ZM163 141L165 142V140H163ZM163 141H162V142H163ZM201 141H202V140H201ZM201 141H200V142H201ZM214 141H215V140H214ZM214 141H213V142H214ZM216 141H217V140H216ZM216 141H215V142H216ZM218 141H221V140H218ZM222 141H223V139H222ZM222 141H221V142H222ZM247 141H246V143H247ZM55 142H56V141H55ZM72 142H73V141H72ZM79 142H80V141H79ZM81 142H84V141H81ZM95 142H96V141H95ZM99 142H100V141H99ZM99 142H97V144L100 146L101 143L99 144ZM115 142H116V141H115ZM117 142H116V143H117ZM172 142H174V141L172 140ZM175 142H176V141H175ZM175 142H174V144H175ZM180 142H181V141H180ZM188 142H189V141H187V143H188ZM200 142H199V143H200ZM202 142H203V141H202ZM213 142H212V143H213ZM56 143H57V142H56ZM90 143H91V142H90ZM102 143H103V142H102ZM119 143H121V142H119ZM124 143H125V141H124ZM143 143H145V141H143ZM143 143H142V144H143ZM178 143H177V144H178ZM181 143L184 144V145H186V146L189 144V143H188V144H185L186 142L184 143V140H183V142H181ZM181 143H179V144H181ZM192 143H194V142H192ZM197 143H198V141H197ZM197 143H195V145H196ZM26 144H27V143H26ZM75 144H76V143H75ZM81 144H82V143H81ZM83 144H84V146H83V150H84V147L86 148V146H85V143H83ZM92 144H94V142H92ZM142 144H141V145H142ZM163 144H164V143H163ZM163 144H162V146H163ZM171 144H172V143H171ZM177 144H176V145H177ZM182 144H181V145H182ZM237 144H238V143H237ZM251 144H252V142H251ZM79 145H80V144H78V146H79ZM86 145H87V144H86ZM98 145H95V146L93 145V148L96 147V146H98ZM115 145H116V144H115ZM126 145H128V143H127ZM141 145H140V147H141ZM143 145H144V144H143ZM147 145H148V144H147ZM172 145H173V144H172ZM198 145H200V144H198ZM202 145H203V144H202ZM202 145H201V146H198V147H200L199 149H201ZM204 145H205V142H204ZM206 145H207V143H206ZM206 145H205V146H206ZM208 145H207V146H208ZM212 145H213V144H212ZM214 145H215V144H214ZM214 145H213V146H214ZM217 145H218V143H217ZM241 145H242V144H241ZM244 145L247 146L245 143H244ZM253 145H254V144H253ZM71 146H72V145H71ZM89 146H90V145H89V143H88V147H89ZM122 146H123V144H122ZM158 146H160V145H158ZM166 146L168 147V145H166ZM182 146H183V145H182ZM207 146H206V147H207ZM225 146H226V145H225ZM225 146L223 145V147H225ZM58 147H59V146H58ZM65 147H66V145H65ZM65 147H64V148H65ZM73 147H74V146H72V148H73ZM81 147H82V145H81ZM118 147H120V146H118ZM142 147H143V146H142ZM155 147H156V145H155ZM155 147H154V148H155ZM192 147H193V146H192ZM206 147H205V148H206ZM216 147H217V146H216ZM249 147H250V145H249ZM251 147L253 148V146H251ZM79 148H80V147H79ZM79 148H78V149H79ZM90 148L92 149V147H90ZM100 148H102V147H100ZM116 148H117V145H116ZM123 148H126V147H123ZM143 148L146 149V146H144ZM151 148H153V147H151ZM180 148H181V147H180ZM190 148H191V147H190ZM194 148L196 149V146H194ZM211 148H212V147H211ZM211 148H210V151H211ZM67 149H68V148H67ZM118 149H119V148H118ZM130 149H131V147H130ZM134 149H136V147H135ZM145 149H144V150H145ZM160 149H161V148H160ZM160 149H158V151H160ZM195 149H194V150H195ZM197 149H198V148H197ZM197 149H196V151H197ZM199 149H198V150H199ZM206 149H207V148H206ZM206 149H205V150H206ZM215 149H216V148H215ZM215 149H214V150H215ZM246 149H249L248 146H247ZM246 149H245V151L247 152ZM250 149H251V148H250ZM3 150H4V149H3ZM53 150H54V147H53V146H49V148L47 149L46 152L50 155V154L52 153ZM65 150H66V149H65ZM87 150H88V149H87ZM94 150H96V149L94 148ZM121 150H122V149H121ZM121 150H120V151H121ZM131 150H132V149H131ZM164 150H165L166 154H168L169 150H167V151H166V149H164ZM170 150H171V148H170ZM173 150H175V149H173ZM176 150H177V147H176ZM192 150H193V149H192ZM201 150H203V149H201ZM212 150H213V149H212ZM216 150H219V149H216ZM251 150H252V149H251ZM66 151H67V150H66ZM90 151H92V150H90ZM115 151H116L115 153H117V150H115ZM118 151H119V150H118ZM139 151H141V149H139ZM145 151H146V150H145ZM188 151H189V150H188ZM234 151H235V150H234ZM248 151H249V150H248ZM253 151H256V150H253ZM5 152H6V151H5ZM68 152H69V151H68ZM73 152H74V150H73ZM83 152H84V151H83ZM86 152H87V151H86ZM86 152H85V153H86ZM94 152H95V151H94ZM96 152H97V151H96ZM99 152H100V150H99ZM101 152H102V151H101ZM124 152H125V151H124V149H123V152H122V153L124 154ZM130 152H131V151H130ZM132 152H133V151H132ZM134 152H136V151H134ZM142 152H143V151H142ZM146 152H147V151H146ZM156 152H157V150H155V153H156ZM161 152H162V149H161ZM161 152H160V153H161ZM186 152H187V149H186ZM186 152H185V154H187ZM190 152H191V151H190ZM190 152H189V153H190ZM204 152H206V151H204ZM211 152H212V151H211ZM211 152H209V153L206 155V157H208V155H209ZM215 152H216V151H215ZM217 152H219V151H217ZM246 152H245V153H246ZM250 152H251V151H250ZM110 153H111V152H110ZM113 153H114V151H113ZM136 153H137V152H136ZM136 153H135V154H136ZM149 153H150V152H149ZM158 153H159V152H158ZM160 153H159V154H160ZM163 153H164V152H163ZM171 153H172V152H171ZM171 153H170V154H171ZM174 153H178V152H174ZM189 153H188V156H189ZM199 153H200V151H199ZM213 153H214V152H213ZM237 153H238V152H237ZM82 154H83V153H82ZM118 154H120V152H119ZM118 154H117V155H118ZM123 154H122V155H123ZM138 154H139V153H138ZM151 154H152V153H151ZM181 154H182V153H181ZM185 154H184V155H185ZM192 154H193V153H192ZM195 154L197 155V153H195ZM203 154H204V153H203ZM215 154H217V156L214 155V156L217 158L218 155H219V153H215ZM248 154H249V153L247 152V155H248ZM252 154H253V152H252ZM252 154H251V156H252ZM254 154H257V152H255ZM260 154L262 155L261 151H260ZM66 155H67V154H66ZM75 155H76V154H75ZM79 155H80V154H79ZM89 155H90V154H88L87 156H89ZM94 155H95V153H94ZM103 155H104V154H103ZM124 155H125V154H124ZM124 155H123V156H124ZM211 155H212V154H211ZM261 155H260V156H261ZM263 155H264V154H263ZM47 156H48V155H47ZM54 156H56V155L54 154ZM54 156H53V157H54ZM69 156H70V155H69ZM80 156H81V155H80ZM90 156H91V155H90ZM112 156H113V155H112ZM125 156H126V155H125ZM125 156H124V157H125ZM141 156H142V154H141ZM165 156H166V155H165ZM192 156H193V155H192ZM209 156H210V155H209ZM253 156H254V155H253ZM256 156H257V155H256ZM260 156H259V157H260ZM0 157H1V156H0ZM67 157H68V156H67ZM67 157H66V158H67ZM84 157H85V156H84ZM100 157H102V156L100 155ZM108 157H109V156H108ZM113 157H116V156H113ZM124 157H122V158L124 159ZM150 157H151V156H150ZM166 157H167V156H166ZM185 157H186V156H185ZM215 157H214V158H215ZM262 157H263V156H262ZM54 158H55V157H54ZM54 158H53V159H54ZM66 158H65V160H68V158H67V159H66ZM86 158H87V157H86ZM89 158H90V157H89ZM89 158H88V159H85L84 162H86V160H87L88 162H92V160H93L95 157H94L93 159L91 158V161L89 160ZM96 158L99 160V158H98L97 156H96ZM96 158H95V160H96ZM109 158H110V157H109ZM109 158H108V159H109ZM120 158H121V156H120ZM120 158L118 159L119 161H120ZM133 158L136 159L135 157H132V159H133ZM154 158H155V157H154ZM163 158H164V157H163ZM172 158H173V156H172ZM179 158H180V155H179ZM181 158H182V157H181ZM193 158H194V157H193ZM208 158H209V157H208ZM211 158H212V157H211ZM216 158H215V159H216ZM249 158H250V157H249ZM43 159H44V158H43ZM45 159H48V158H45ZM80 159H81V158H80ZM83 159H84V158H83ZM102 159H104V157H103ZM108 159H107V160H108ZM173 159H174V158H173ZM183 159H184V158H183ZM189 159H190V157H189ZM212 159H213V158H212ZM212 159H211V160H212ZM263 159H264V158H263ZM0 160H1V159H0ZM104 160H105V159H104ZM136 160H139V162H141L140 159H136ZM153 160H154V159H153ZM187 160H188V159H187ZM194 160H195V162H196V159H194ZM204 160H205V159H204ZM204 160H202V161L204 162ZM250 160H251V159H250ZM77 161H78V160H77ZM81 161H83V160H81ZM81 161H80V162H81ZM108 161L110 162L111 159L108 160ZM114 161H115V160H113L111 164H113ZM122 161H125V159L122 160ZM128 161H129V160H128ZM189 161H191V160H189ZM60 162H61V164H62V163L64 162L63 159H61V160L56 159V160L50 165V168L52 169V171H55V172H53L52 174H54V173L57 172L56 170H57V168H58ZM68 162H69V161H68ZM78 162H79V161H78ZM94 162H95V161H94ZM97 162H98V161H97ZM100 162H101V161H100ZM116 162H117V161H116ZM116 162H115V163H116ZM131 162H132V161H131ZM168 162H170V161H168ZM182 162H183V161H182ZM203 162H201V163H203ZM216 162H217V160H216ZM2 163H3V162H2ZM64 163H65V162H64ZM64 163H63V164H64ZM120 163H121V161H120ZM122 163H124V162H122ZM129 163H130V162H129ZM134 163L137 164L138 161H136V162H134ZM155 163H157V162H155ZM159 163H161V162H159ZM165 163H166V162H165ZM192 163H193V162H192ZM198 163L201 164L200 161H199ZM198 163H197V164H198ZM63 164H62V165H63ZM77 164H78V163H77ZM91 164H92V165H95V164L97 165V163L94 164L93 162H92ZM91 164H90V165H91ZM103 164H104V163H103ZM117 164H119V162H117ZM117 164H116V165H117ZM130 164L132 165V163H130ZM180 164H181V163H180ZM70 165H71V164H70ZM96 165H95V166H96ZM122 165H123V164H122ZM139 165H140V164H139ZM141 165H142V164H141ZM141 165H140V166H141ZM157 165H158V164H157ZM167 165H168V164H167ZM177 165H178V164H177ZM187 165L190 166V164H187ZM201 165H202V164H201ZM212 165H213V164H212ZM60 166H61V165H60ZM80 166H81V165H80ZM80 166H79V167H80ZM110 166H111L110 163H108V166H107V167H110ZM114 166H115V164H114ZM134 166H137V165H134ZM140 166H138L139 171H140ZM152 166H154V165L152 164ZM152 166H151V169H152ZM160 166L163 167V165H160ZM168 166H169V165H168ZM174 166H175V165H174ZM183 166H184V165H183ZM191 166H192V164H191ZM202 166L204 167V165H202ZM207 166H208V164H207ZM207 166H205V167L207 168ZM213 166H215V165H213ZM254 166H255V165H254ZM254 166H253V167H254ZM88 167H89V166H88ZM88 167H86V168L90 170V168H88ZM111 167L113 168V166H111ZM120 167H122V166H120ZM156 167L158 168V166H156ZM197 167H198V166H197ZM75 168H76V167H75ZM81 168L83 169V166H81ZM84 168H85V165H84ZM86 168H85V169H86ZM105 168H106V167H105ZM115 168H116V167H115ZM129 168H130V167H129ZM141 168H143V167H141ZM149 168H150V167H149ZM164 168H165V167H164ZM188 168H189V167H188ZM195 168H196V167H195ZM76 169H77V168H76ZM91 169H92V168H91ZM113 169H114V168H113ZM113 169H112V170H113ZM118 169H119V168H118ZM132 169H133V167H132ZM143 169H144V168H143ZM167 169H168V167H167ZM193 169H194V167H193ZM201 169H202V168H201ZM201 169H200V170H201ZM213 169H214V168H213ZM58 170H59V169H58ZM77 170H78V169H77ZM80 170H81V169H80ZM80 170H78L79 172L77 171L78 175H79V173L82 172V170H81V172H80ZM93 170H95V169L93 168ZM105 170H106V169H105ZM110 170H111V169H110ZM149 170H150V169H149ZM149 170H148V171H149ZM157 170H158V169H157ZM177 170L179 171V170H181V168H180V169L177 168ZM177 170L173 171V173L175 172L176 174H178V173L176 172ZM182 170H183V168H182ZM196 170H197V169H196ZM204 170H205V169H204ZM60 171H61V168H60V170H59L58 173H60ZM66 171H67V170H66ZM74 171H75V170H74ZM87 171H88V170H87ZM107 171H108V169H107ZM132 171H136L135 168H134L133 170H130V172H132ZM146 171H147V168H146ZM186 171H187V170H186ZM205 171H206V170H205ZM45 172H46V171H45ZM68 172H69V169H68ZM71 172H72V171H71ZM71 172H70L69 174H71ZM75 172H76V171H75ZM93 172H95V171H93ZM105 172H106V171H104V173H105ZM114 172H115V171H114ZM116 172H117V171H116ZM150 172H151V171H150ZM159 172H160V170H159ZM169 172H170V170H169ZM179 172H180V171H179ZM84 173L86 174V171L83 172V174H82L83 176H84ZM109 173H110V172H109ZM118 173H119V171L117 172V174H118ZM120 173H121V171H120ZM206 173H207V172H206ZM43 174H45V173L43 172ZM46 174H48V173H46ZM69 174H68V175H69ZM110 174H111V173H110ZM133 174H135V173L132 172V174H131L132 179H133V176H132ZM141 174H142V173H141ZM146 174H147V173H146ZM146 174H145V175H146ZM148 174H150V173H148ZM154 174H156V172H155ZM188 174H189V173H188ZM57 175H58V174H57ZM62 175H63V174H62ZM62 175H61V176H62ZM86 175H88V173H87ZM93 175H95V174H93ZM93 175H92V176H93ZM135 175H137V174H135ZM152 175H153V174H152ZM156 175H157V174H156ZM156 175H155V176H156ZM161 175H162V174H161ZM31 176H32V175H31ZM42 176H43V175H42ZM42 176H41V178H42ZM48 176H49V174H48ZM48 176H47V177H48ZM51 176H52V175H51ZM58 176H59V175H58ZM79 176H80V175H79ZM83 176H81V177L83 178ZM112 176H113V175H112ZM117 176H118V175H117ZM140 176L142 177V175H140ZM146 176H147V175H146ZM148 176H150V175H148ZM153 176H154V175H153ZM158 176H160V175H157V178H158ZM174 176H175V174H174ZM180 176H181V175H180ZM32 177H33V176H32ZM32 177H31V178H32ZM37 177H38V176H37ZM37 177H35V178H37ZM56 177H57V176H54L53 181L55 180ZM119 177H121V176H119ZM134 177H136V176H134ZM137 177H138V176H137ZM137 177H136V178H137ZM165 177H166V176H165ZM175 177H176V176H175ZM184 177H185V174H184ZM50 178H51V177H49V179H50ZM66 178H67V176H66ZM107 178H108V177H106V179H107ZM147 178H148V177H147ZM150 178H152V176H151ZM157 178H156V179H157ZM168 178H170V177L168 176ZM203 178H204V177H203ZM26 179H27V178H26ZM47 179H48V178H47ZM47 179H46V180H47ZM58 179H59V178H58ZM61 179H62V178H61ZM61 179H60V180H61ZM74 179H75V178H74ZM74 179H73V180H74ZM87 179H88V178H86V181H87ZM89 179H91V181L93 180V178H89ZM199 179H200V178H199ZM40 180H41V179H40ZM43 180H44V179H43ZM71 180H72V179H71ZM80 180H81V182L84 181V179L82 180L81 178H80ZM108 180H109V179H108ZM116 180H117V181H116ZM118 180H120V179H117V177H116L115 181H116L117 184H118ZM133 180H134L135 183H136V180H137V179H136V180L133 179ZM139 180H141V178H140ZM150 180H151V179H150ZM163 180H164V179H163ZM172 180H175V179L173 178V179L170 180L169 184H168L167 182H166L165 184H168V185H170V186H173V185L175 186V184H174L175 182H173ZM177 180H179V177H178ZM180 180H181V178H180ZM197 180H198V179H197ZM64 181H65V180H64ZM75 181H76V180H75ZM78 181H79V178H78V180H77V184H78ZM91 181H90V182H91ZM95 181H96V179H95ZM100 181H101V180H100ZM121 181H122V177H121ZM121 181H120V182H121ZM131 181H132V180H131ZM143 181H144V180H143ZM165 181H168V180H165ZM181 181H184V179L181 180ZM24 182H25V181H24ZM37 182H38V180H37ZM44 182H47V181L44 180ZM73 182H74V181H72V183H73ZM81 182H79V183H81ZM101 182H102V181H101ZM101 182H100V184H101ZM105 182H106V181H105ZM122 182H123V181H122ZM122 182H121V183H122ZM125 182H126V181H125ZM128 182H129V181H128ZM132 182H133V181H132ZM139 182H140V181H139ZM146 182H147V181H146ZM148 182L150 183V181H148ZM151 182H154V179H153V181H151ZM179 182H180V181H179ZM184 182H185V181H184ZM188 182H189V180H188ZM204 182H205V181H204ZM26 183H27V182H26ZM26 183H25V184H26ZM30 183H31V182H30ZM47 183H48V182H47ZM83 183H85V182H83ZM93 183H94V182H93ZM93 183H91V185H94V184H95V183H94V184H93ZM97 183H98V180H97ZM103 183H104V182H103ZM107 183H108V182H107ZM109 183H110V182H109ZM111 183H112V182H111ZM116 183H115V185L117 186ZM141 183H142V182H141ZM170 183H171V184L173 183V185H171ZM197 183H198V182H197ZM202 183H203V182H202ZM22 184H23V183H22ZM31 184H33V183H31ZM31 184H30V186H31ZM38 184H39V183H38ZM51 184H52V183H51ZM85 184H86V183H85ZM125 184H126V183H125ZM139 184H140V183H139ZM146 184H147V183H146ZM146 184H144L145 187L147 186ZM157 184H158V182H157ZM157 184H155V185L158 187L159 184H158V185H157ZM161 184H162V183H161ZM178 184H179V183H178ZM42 185H43V184H42ZM42 185H41V187H42ZM46 185H48V184H46ZM83 185H84V184H83ZM98 185H99V184H98ZM104 185H105V183H104ZM115 185H114V186H115ZM132 185H133V184H132ZM144 185H143V186H144ZM151 185H152V184H151ZM151 185H150V187H151ZM153 185H154V183H153ZM179 185H182V186H183V183L181 182V184H179ZM199 185H200V184H199ZM26 186H27V185H26ZM34 186H35V185H34ZM44 186H45V185H43V187H44ZM95 186H96V184H95ZM122 186L124 187L125 185L122 184ZM135 186H137V185L135 184ZM148 186H149V185H148ZM148 186H147V188H148ZM163 186H164V184H163ZM182 186H181V187H182ZM20 187H21V186H20ZM24 187H25V186H24ZM32 187H33V185H32ZM37 187H38V186H37ZM37 187H36V188H37ZM45 187H46V186H45ZM69 187H71L70 184H69ZM81 187H82V186H81ZM81 187H79V188H81ZM87 187H88V184H87ZM96 187H97V186H96ZM119 187H120V186H119ZM139 187H140V186H139ZM168 187H169V186H168ZM176 187H177V185H176ZM176 187H175V188H176ZM21 188H22V187H21ZM26 188H29V187L27 186ZM30 188H31V187H30ZM33 188H34V187H33ZM33 188H31V189L33 190ZM36 188H35V191H36ZM46 188H47V187H46ZM58 188H59V187H58ZM61 188H62V187H61ZM79 188L77 187L76 189L79 190ZM82 188H83V187H82ZM82 188H81V189H82ZM84 188L87 189V191H89L88 188H86V187H84ZM90 188L92 189V187H90ZM111 188H112V187H111ZM111 188H110V190H111ZM120 188L122 189V187H120ZM120 188H118V189H120ZM137 188H138V187H137ZM143 188H144V187H143ZM143 188L141 187V189H143ZM161 188H162V187H161ZM173 188H174V187H173ZM182 188H183V187H182ZM182 188H180L178 192H177V190H178L177 188H176L177 190H174V192H173L172 190H171V191H172L173 193H175L174 195H176V194H178L180 191H182ZM204 188H205V187H204ZM24 189H25V188H24ZM31 189H30V190L27 189V190H29V191L31 192ZM39 189H40V187H38L37 190H39ZM41 189H42V188H41ZM76 189L74 188L73 191H74V190L76 191ZM91 189H90V190H91ZM99 189H101V186H100ZM118 189H117V190H118ZM132 189H134V188H132ZM148 189H149V188H148ZM163 189H164V190L167 189L165 192H167V191L169 190V188H166V186H165V188H163ZM20 190L22 191V189H20ZM42 190H43V189H42ZM47 190L49 191V189H47ZM54 190H55V189H54ZM61 190H62V189H61ZM105 190H106V189H105ZM138 190H139V189H138ZM151 190H153V187H152ZM157 190H158V189H157ZM157 190H156V191H157ZM159 190H160V186H159ZM159 190H158V192H159ZM184 190H185V189H184ZM193 190H194V188H193ZM206 190H207V188H206ZM210 190H211V189H210ZM23 191H24V190H23ZM29 191H28V192H29ZM48 191H47V192H48ZM85 191H86V190H85ZM93 191H94V190H93ZM119 191H120V190H119ZM143 191H144V189L142 190V192H143ZM162 191H163V190H162ZM171 191H170V192H171ZM8 192H9V191H8ZM11 192H12V191H11ZM26 192H27V191H26ZM28 192H27V193H28ZM32 192L34 193V190H33ZM32 192H31V193H32ZM36 192H37V191H36ZM40 192H41V191H40ZM42 192H43V191H42ZM44 192H46V191H44ZM44 192H43V193H38V194H42V195H43ZM50 192H51V191H50ZM61 192H62V191H61ZM81 192H84V190H83V191L81 190ZM96 192H97V191H95V194H96ZM109 192H110V191H109ZM115 192H116V190H115ZM120 192H121V191H120ZM128 192H129V191H128ZM172 192H171V193H168V194H170V196H171ZM184 192L187 193L186 190H185ZM188 192H189V189H188ZM193 192H194V191H193ZM193 192H192V190H191V193H193ZM209 192H210V191H209ZM5 193H7V192H5ZM9 193H10V192H9ZM16 193H17V192H16ZM24 193H25V192H24ZM24 193H23V194H24ZM64 193H65V192H64ZM99 193H100V192H99ZM102 193H103V192H102ZM107 193H108V192H107ZM146 193L148 194V190H147ZM146 193H145V194H146ZM180 193H182V192H180ZM180 193H179L178 195H176L175 197L180 196V195L182 196V194H180ZM191 193H190V194H191ZM11 194H12V193H11ZM18 194H19V193H18ZM20 194H21V192H20ZM23 194H22V195H23ZM25 194H26V193H25ZM25 194H24V196H25ZM35 194H37V193H35ZM35 194H33V196H34ZM38 194H37V195H38ZM55 194H56V193H55ZM58 194H59V193H58ZM67 194H69V193H67ZM70 194H71V193H70ZM76 194H79V193L76 191L75 195H76ZM87 194H89V193H87ZM87 194H86V195H87ZM110 194H112V193L110 192ZM115 194H116V193H115ZM117 194H118V193H117ZM117 194H116V195H117ZM165 194H166V193H165ZM183 194H184V193H183ZM188 194H189V193H188ZM4 195H5V194H4ZM7 195H9V194L7 193ZM12 195H13V194H12ZM75 195H74V193H73V198L76 197ZM119 195H120V194H119ZM151 195H152V194H151ZM161 195H162V193H161ZM2 196H3V194H2ZM2 196H1V197H2ZM14 196H15V195H14ZM40 196H41V195H40ZM66 196L68 197V195H66ZM66 196H65V197H66ZM77 196H78V195H77ZM153 196H155V195H153ZM153 196H152V197H153ZM162 196H163V195H162ZM166 196L170 197L169 195H166ZM188 196H189V195H188ZM208 196H209V195H208ZM4 197H5V196H4ZM15 197H18V196H15ZM15 197H14V199H15V202H16V199H17V198H15ZM22 197H23V196H22ZM37 197H39V196H36V199H37ZM43 197H45V196H42L41 198L44 199ZM67 197H66V198H67ZM86 197H87V196H86ZM96 197H97V196H96ZM96 197H95V198H96ZM108 197H109V196H108ZM113 197H114V194H113ZM168 197H167V198H168ZM182 197H183V196H182ZM182 197H181V199H182ZM11 198H12V196H11ZM46 198H47V197H46ZM66 198H65V199H66ZM115 198H117V196H116ZM119 198H120V197H119ZM137 198L140 199V195H137ZM158 198H159V197H158ZM158 198H157V199H158ZM3 199H4V198H3ZM9 199H10V198H9ZM9 199H8V201H9ZM14 199L12 198V200H13V201H12L13 204L15 203V202H14ZM18 199L20 200L21 197H20V198L18 197ZM18 199H17V200H18ZM24 199H25V197H24ZM26 199H27V196H26ZM29 199H30V197H29ZM29 199H27V200L29 201ZM31 199H32V198H31ZM50 199H51V198H50ZM57 199H58L59 204L63 203L64 200H65L63 197H58ZM105 199H106V198H105ZM105 199H104V200H105ZM121 199H122V198H121ZM121 199H119L120 202H121ZM134 199H135V197H134ZM159 199H160V198H159ZM163 199H164V198H163ZM165 199H166V198H165ZM165 199H164V200H165ZM170 199H171V198H170ZM170 199H166L165 203H167V200H170ZM172 199H174V198H172ZM185 199H186V198H185ZM204 199H205V198H204ZM206 199H207V198H206ZM21 200H22L21 203H23V198H22ZM32 200H35V199H32ZM37 200H38V199H37ZM53 200H54V199H53ZM67 200H68V199H67ZM69 200H70V199H69ZM112 200H113V198H112ZM132 200H133V199H132ZM150 200H151V199H149V201H150ZM175 200H178V197H177V199H175ZM175 200H174V201H175ZM54 201H55V200H54ZM56 201H57V200H56ZM70 201L73 203V202H74V199H71ZM70 201H69V202H70ZM96 201H97V200H96ZM102 201H103V199H102ZM102 201H101V202H102ZM123 201H124V200H123ZM156 201H157V200H156ZM171 201H172V200H171ZM179 201H181V200H179ZM197 201H198V200H197ZM204 201H205V200H203V202H204ZM18 202H20V201H18ZM26 202H27V201H26ZM29 202H30V201H29ZM38 202H39V200H38ZM41 202H42V201H41ZM93 202H95L93 197H90V196H89V198L87 199V198L84 197V195H79L78 198H77V200H76V202H74V203H75V206H74V209H72V214H73V212H74L75 215H76V217H80L81 213H85L84 215H86L87 213H89V215H91L90 212L92 211V209H91L90 207H93V206H90V205H91ZM106 202H107V201H106ZM106 202H105V203H106ZM115 202H116V201H115ZM115 202H114V203H115ZM130 202H131V201H130ZM130 202H129V203H130ZM159 202H160V201H159ZM162 202H163V201H162ZM168 202H169V201H168ZM172 202H173V201H172ZM177 202H178V201H177ZM183 202H185V201L183 200ZM16 203H17V202H16ZM21 203H20L19 207H20V206H23V205H21ZM64 203H66V200H65ZM64 203H63V204H64ZM72 203H71V204H72ZM103 203H104V201H103ZM111 203H112V202H111ZM154 203H156V202H154ZM170 203H171V202H170ZM196 203H199V202H196ZM23 204H25V203H23ZM28 204H29V206L32 205V207H33L34 204H35V201H32V204H31V203H28ZM28 204H27V205H28ZM54 204H55V203H54ZM100 204H101V203H100ZM116 204H117V203H116ZM206 204H207V203H206ZM206 204H205V205H206ZM212 204H213V202H212ZM17 205H18V203H17ZM36 205H37V204H36ZM36 205H35V206H36ZM61 205H62V204H61ZM61 205H60V206H61ZM69 205H70V203H69ZM69 205H67V206H69ZM72 205H73V204H72ZM93 205H94V204H93ZM96 205H97V203H96ZM98 205H99V204H98ZM98 205H97V206H98ZM106 205H107V204H106ZM124 205H125V203H124ZM124 205H123V206H124ZM160 205H161V204H160ZM165 205H167V204H163V205H161V206H162V207H163V206L165 207ZM202 205H204V204H202ZM12 206H13V205H12ZM60 206H59V208H60ZM62 206H63V205H62ZM97 206H96V207H97ZM107 206H108V205H107ZM107 206H106V207H107ZM137 206H139V205H137ZM169 206H170V205H169ZM200 206H201V205H199V208H200ZM206 206H207V205H206ZM213 206H214V205H213ZM25 207H26V206H25ZM32 207H31V208H32ZM96 207H95V208H96ZM99 207H100V206H99ZM99 207H98V208H99ZM104 207H105V206H104ZM110 207H111V209H112V205H111ZM155 207H156V205H155ZM197 207H198V206H197ZM203 207H204V206H203ZM207 207H208V206H207ZM26 208H27V207H26ZM29 208H30V207H29ZM31 208H30V209H31ZM34 208H36V207H34ZM37 208H38V207H37ZM46 208H47V206H46ZM66 208H67V207H66ZM115 208H117V206H116ZM158 208H159V206H158ZM168 208H169V207H168ZM171 208H172V206H171L169 209H171ZM182 208H183V207H182ZM9 209H10V208H9ZM19 209H20V208H19ZM30 209H29V210H30ZM57 209H58V208H57ZM67 209H69V207H68ZM104 209H105V208H104ZM107 209L109 210L110 208H107ZM125 209H126V208H125ZM153 209H154V208H153ZM155 209H156V208H155ZM155 209H154V210H155ZM160 209H161V208H160ZM12 210H13V209H12ZM14 210H15V209H14ZM23 210L26 211V210L24 209V207L22 208V211H23ZM29 210H28V211H29ZM34 210H35V209H34ZM34 210H33V211H34ZM75 210H77V212H75ZM156 210H157V209H156ZM156 210H155V211H156ZM167 210H168V209H167ZM176 210H177V209H176ZM10 211H11V210H10ZM20 211H21V210H20ZM33 211L31 210L30 213L32 214ZM46 211H47V210H46ZM46 211H45V215H46V217L49 216V215H52V216H53V214H49V213H48L49 215H47V214H46ZM61 211H62V209L60 210V212H61ZM68 211H69V210H68ZM70 211H71V210H70ZM98 211H99V210H98ZM109 211H110V210H109ZM109 211H107V212H109ZM157 211H158V210H157ZM157 211H156V212H157ZM163 211H164V210H163ZM179 211H180V210H179ZM179 211H178V212H179ZM217 211H218V210H217ZM47 212H49V211H47ZM50 212H51V211H50ZM93 212H96V211L93 210ZM105 212H106V211H105ZM107 212H106V213H107ZM146 212H148V213H147V215L145 214L146 216L143 217V218H138V217H136V218H135V217L132 218V219H134V224H133L132 228L130 227V229H131V230L133 229V231H134V234H133V235H134V240H133L132 242H128V243H127L124 252L122 251V253H120V251H118V249L116 248L115 242H113V243H111V244L109 243L110 245H108V248H107V255H106V253L103 254V255L106 256L105 264H173V263L171 262V258L169 257L170 250L172 249V246L169 245V244H170L169 237L172 236V234L176 233V231H174V225L176 226V223L173 224V226H172V224H167V226L164 225L165 227H164L163 224H162V226L165 228L164 232H162L163 230H159V228H158V224H159V223L161 224L160 221H163V220H164V218H163L162 216H161L162 218L160 217V215H161V211H158V214H156V212L149 211V210H148V211H145V213H146ZM215 212H216V211H215ZM218 212H219V211H218ZM13 213H15V212L13 211ZM22 213H23V212H22ZM22 213H21V214H22ZM35 213H37V212H35ZM42 213H43V212H42ZM53 213H54V212H53ZM68 213H69V212H68ZM102 213H104V210H103ZM102 213H100V211H99V214H97L96 217H98V215H100V214L103 215ZM153 213H154L155 215H154ZM159 213H160V214H159ZM212 213H213V212H212ZM219 213H220V212H219ZM23 214H24V213H23ZM23 214H22V215H23ZM64 214H66L65 211H64ZM70 214H71V213H70ZM92 214H93V216H94L95 213H92ZM18 215H19V213H18ZM25 215H26V214H25ZM41 215H42V214H41ZM56 215H58L57 212H56ZM60 215H61V214H60ZM87 215H88V214H87ZM89 215H88V216H89ZM109 215H110V213H109ZM134 215H135V214H134ZM143 215H144V214H143ZM173 215H174V214H173ZM176 215H178V213H176ZM28 216H31V215H30V214L26 215V217H28ZM35 216H36V215H35ZM43 216H44V215H43ZM43 216H42V218H43ZM52 216H51V217H52ZM88 216H87V217H88ZM104 216H105V213H104ZM115 216H116V215H115ZM119 216H120V215H119ZM210 216H211V215H210ZM212 216H213V215H212ZM10 217H11V216H10ZM32 217H33V216H32ZM51 217H50V218H51ZM53 217H54V216H53ZM53 217H52L51 219H53ZM81 217H82V215H81ZM81 217H80V218H81ZM87 217L85 218V219H86V222L88 221V220H87V219H88ZM107 217H108V215H107ZM139 217H140V216H139ZM157 217H159V218H161V219L158 220ZM173 217H174V216H173ZM178 217H181V216L178 215ZM20 218H21V217H20ZM20 218H18V219H20ZM23 218H25V217L23 216ZM23 218H21L20 223H22V221H25V222L27 221V220H24ZM33 218H34V217H33ZM40 218H41V216H40ZM40 218L38 217L39 220H37V221H40V220H41V222H44V221L42 220V218H41V219H40ZM59 218L62 219L61 217H59ZM207 218H208V217H207ZM11 219H12V218H11ZM18 219H17V221H18ZM22 219H23V220H22ZM25 219H28V218H25ZM30 219H31V218H30ZM34 219H35V218H34ZM36 219H37V216H36ZM45 219H46V218H44V220H45ZM54 219H55V218H54ZM83 219H84V218H83ZM103 219H104V218H103V216H102L101 221H102ZM209 219H211V218H209ZM28 220H29V219H28ZM56 220H57V219H56ZM63 220H64V219H63ZM63 220H62V222H63ZM66 220H67V218L64 220L65 222H63V223L66 224V223H67ZM90 220H91V219H90ZM94 220H96V219L94 218ZM94 220H93V221H94ZM109 220H110V219L108 218L107 222H108ZM118 220H119V219H118ZM174 220H175V219H174ZM174 220H173V221H174ZM195 220H197V219H195ZM31 221H32V220H31ZM33 221H35V220H33ZM37 221L35 222L36 224L38 223ZM57 221L60 222V220H57ZM81 221H82V220H81ZM96 221H97V220H96ZM99 221H100V220H99ZM175 221H176V220H175ZM175 221H174V222H175ZM234 221H235V220H234ZM236 221H237V220H236ZM3 222H4V220H3ZM58 222H56L57 225H54V224H52V223H53V220H52V223H51V222H48V224L51 223V225H54L53 227L56 226V228H57L58 225H59V227H60V225H61V224H60L61 222H60V223H58ZM71 222H72V221H71ZM90 222H91V221H90ZM112 222H113V221H112ZM158 222H159V223H158ZM163 222H165V220H164ZM20 223H18V227H19L20 225H21V227H23L24 224H23V223L20 224ZM30 223H31V222H30ZM32 223H34V222H32ZM32 223H31V224H32ZM63 223H62V226H63ZM72 223H73V222H72ZM76 223H77V222H76ZM82 223H83V222H81L80 226L83 225ZM102 223H104V222H102ZM117 223H118V222H117ZM129 223H130V221H128V224H129ZM169 223H171V222H169ZM178 223H179V222H178ZM28 224H29V223H28ZM41 224H42V223H41ZM41 224H40V225H41ZM46 224H47V222H46ZM46 224H44V226H45ZM85 224H87V223H84V226H86ZM88 224H89V223H88ZM93 224H94V223H93ZM115 224H116V223H115ZM122 224H123V223H122ZM164 224H165V223H164ZM1 225H3V224H1ZM1 225H0V227H2ZM4 225L7 226V223H6V224L4 223ZM4 225H3V226H4ZM8 225H9V224H8ZM16 225H17V224H16ZM25 225H26V223H25ZM29 225H30V224H29ZM29 225H26V227L29 226ZM49 225H50V224H49ZM49 225H47V228H48ZM51 225H50V226H51ZM71 225H72V224H71ZM90 225H91V224H90ZM113 225H114V224H113ZM117 225H118V224H117ZM117 225H116V226H117ZM130 225H132V223H131ZM31 226H32V225H31ZM31 226H29L30 229H32ZM36 226H37V225H36ZM62 226H61V227H62ZM78 226H79V222H78ZM87 226H88V225H87ZM91 226H92V225H91ZM91 226H90V228H91ZM96 226H97V225H96ZM160 226H161V225H160ZM16 227H17V226L12 227V228H16ZM45 227H46V226H45ZM64 227H66V226H64ZM76 227H77V226H76ZM100 227H102V226H100ZM104 227H105V226H104ZM177 227H178V226H177ZM179 227H180V226H179ZM3 228H4V227H3ZM3 228H2V229H3ZM5 228H6V227H5ZM12 228H11V229H12ZM19 228H20V227H19ZM41 228H42V225H41ZM62 228H63V227H62ZM72 228H73V226H72ZM78 228H79V227H78ZM88 228H89V227H88ZM90 228H89V229H90ZM106 228H108V226H107ZM112 228H113V227H112ZM194 228H195V227H194ZM17 229H18V228H17ZM17 229H16V230H17ZM21 229H23V228H21ZM25 229H26V228H24V230H25ZM27 229H28V227H27ZM51 229H52V227H51ZM75 229H76V228H75ZM84 229H85V228H84ZM84 229H83V227L81 226V232H80V234H81V233H84ZM89 229H88V231H89ZM95 229H96V228H94V230H95ZM101 229H102V228H101ZM101 229H99V231H100ZM104 229H105V228H104ZM109 229H110V228H109ZM109 229H108V230H109ZM160 229H162V228H160ZM182 229H183V228H182ZM0 230H1V229H0ZM3 230H4V229H3ZM12 230H13V229H12ZM24 230H23V231H24ZM32 230H33V229H32ZM42 230L44 231V227L42 228ZM54 230H55V229H54ZM57 230H58V228H57ZM57 230H56V231H57ZM63 230H64V229H63ZM65 230H66V229H65ZM82 230H83V231H82ZM92 230H93V229H92ZM92 230H91V232H92ZM94 230H93V233H94ZM121 230H122V229H121ZM128 230H129V229H128ZM175 230H176V228H175ZM179 230H180V229H179ZM179 230H178V231H179ZM6 231H7V230H6ZM6 231H5V232H2V233L4 234V233H6ZM19 231H20V230H18V233H19ZM28 231H30V230H28ZM43 231H42V233H43ZM60 231H62V230L59 229V230L56 232V234H57L58 232H60ZM79 231H80V230H79ZM105 231H106V230H105ZM105 231H103L104 234H105ZM157 231H159V233H160V232H161V233L158 234ZM182 231H185V230L183 229ZM14 232H16V231H13V232L11 233V234H12V235H11V239H13V238H14V239H17V238H15V237H12L13 234H14ZM25 232H27V231H24V234H25ZM45 232H46V231H45ZM49 232H50V231H49ZM54 232H55V231H54ZM63 232H64V231H63ZM66 232H68V231L66 230ZM77 232H78V231H77ZM77 232H76V233H77ZM89 232H90V231H89ZM100 232H102V231H100ZM100 232H98V233H100ZM106 232H107V231H106ZM109 232H110V231H108V234H109ZM111 232H112V231H111ZM180 232H181V231H180ZM2 233H1V234H2ZM9 233H10V232H9ZM9 233H8V234H9ZM30 233H31V232H29V234H30ZM50 233H51V232H50ZM76 233H75V235L78 236ZM96 233H97V232H96ZM96 233H95V235H96ZM129 233H130V232H129ZM131 233H132V232H131ZM178 233H179V232H177V234H178ZM181 233H182V232H181ZM21 234H22V232H21ZM21 234H20V236H21ZM27 234H28V232H27ZM27 234H26L25 236H29V234H28V235H27ZM34 234L38 235L37 233H34ZM34 234H33V235H34ZM52 234H53V233H52ZM52 234H51V235H52ZM54 234H55V233H54ZM62 234H63V233H61V235H62ZM70 234H71V233H70ZM78 234H79V232H78ZM80 234H79V236H80V238H81L82 234H81V235H80ZM85 234H86V233H85ZM85 234H84V236H85ZM90 234H92V233H90ZM126 234H127V233H126ZM9 235H10V234H9ZM30 235H32V234H30ZM42 235H43V234H42ZM48 235H49V234H48ZM58 235H60V234L58 233ZM61 235H60V236H61ZM64 235H66V234H64ZM88 235H89V233H88ZM99 235H100V237H102V236H101V235H102L101 233H100ZM109 235H110V234H109ZM109 235H108V236H109ZM178 235L180 236V233H179ZM1 236H3V235H1ZM60 236H59V237H60ZM62 236H63V235H62ZM79 236H78V238H79ZM84 236H82V237H83V241H84ZM93 236H94V235H93ZM104 236H105V235H104ZM104 236H103V237H104ZM108 236H107V234H106V236H105L104 238H106V237L108 238ZM111 236H112V235H111ZM129 236H130V235H129ZM4 237H6V236L4 235ZM17 237L19 238V236H17ZM40 237L42 238V236H40ZM63 237H64V236H63ZM94 237H95V236H94ZM94 237H92V238H94ZM183 237H184V234H183ZM183 237L181 238V240L183 239ZM1 238H2V237H1ZM8 238H9V236H7V239H8ZM21 238H22V237H21ZM27 238H28V237H27ZM34 238H36V237H34ZM34 238H33V240H35ZM38 238H39V237H38ZM43 238H44V235H43ZM43 238H42V239H43ZM47 238H50V235H49V237L47 236L46 239H47ZM65 238L67 239V237H64L63 239H65ZM98 238H99V237H98ZM109 238H110V237H109ZM109 238H108V239H109ZM111 238H112V237H111ZM176 238H177V237H176ZM176 238H175V239H176ZM2 239H3V238H2ZM5 239H6V238H5ZM24 239H25V238H23V240H24ZM46 239H45V240H46ZM51 239H52V238H51ZM171 239H172V238H171ZM184 239H186V237H185ZM29 240H30V239H29ZM43 240H44V239H43ZM43 240L40 239V241H43ZM45 240H44V241H45ZM49 240H50V239H48V241H49ZM59 240H60V238H59ZM68 240H69V239H68ZM97 240H98V239H97ZM6 241H7V240H6ZM9 241H10V239H9ZM16 241H17V240H16ZM20 241H22V240L20 239ZM26 241H28V239H27ZM44 241H43V243H42L43 245H44V243H46V241H45V242H44ZM72 241H73V240H72ZM74 241H75V240H74ZM79 241H80V240H78V243H79ZM83 241H82V243H83ZM93 241L96 242V240H93ZM101 241H103V239H102ZM105 241H106V239H105ZM177 241H178V240H177ZM182 241H183V240H182ZM0 242L3 243L2 241H0ZM24 242H25V240H24ZM29 242H30V241H29ZM32 242H33V241H31L30 244H31ZM68 242H69V241H68ZM91 242H92V241H91ZM99 242H100V241H99ZM99 242H98V244H99ZM123 242H124V240H123ZM171 242H173V241L171 240ZM183 242H184V241H183ZM4 243L6 244L7 242H5V240H4ZM10 243L12 244V241H11ZM10 243H9V245H11ZM19 243H20V242L18 241V245H19ZM33 243L35 244L36 242H33ZM37 243H38V242H37ZM59 243H60V242H59ZM71 243H72V242H70V244H71ZM73 243H74V242H73ZM73 243H72V244H73ZM85 243H86V241L84 242V244H85ZM93 243H94V242H93ZM96 243H97V242H96ZM173 243H174V242H173ZM173 243H172V245H173ZM178 243H179V241H178ZM5 244L2 245V246H4V248H5ZM27 244H28V243H27ZM27 244H26V245H27ZM30 244H29V246L27 245V246H28L27 249L25 248V247H26L25 245H24V246H25L24 248H25L26 250H28V248H30ZM38 244L40 245V242H39ZM49 244H50V243H49ZM51 244H53V242H52ZM57 244H58V243H57ZM62 244H63V243H62ZM75 244H76V243H74V245H75ZM80 244H81V242H80L79 244H77L76 246H74V247L77 248V250H79V249H81L82 247H84V245L82 244V245L80 246L81 248H79V245H80ZM106 244H107V243H106ZM7 245H8V243H7ZM7 245H6V246H7ZM9 245H8V246H9ZM22 245H23V244H21L20 246H22ZM39 245L36 244L34 247H36V246L38 247ZM43 245H40V246H41V249L44 248ZM86 245H87V243H86ZM91 245H92V244H91ZM178 245H179V244H178ZM178 245H176V246L173 245V246H174V247H177ZM182 245H183V243H182ZM182 245H181V246H182ZM8 246H7V248H8ZM12 246H13V245H12ZM12 246H11V249H12ZM40 246H39V247H40ZM46 246H47V245H46ZM65 246H66V245H65ZM65 246H64V248H65ZM88 246H89V245H88ZM93 246L95 247V245H93ZM97 246H98V245H97ZM102 246H103V245H102ZM32 247H33V245H32ZM34 247H33V248H34ZM42 247H43V248H42ZM54 247H56V246L54 245ZM91 247H92V246H90V247H88V248L90 249ZM99 247H100V249H104V248H101V246H99ZM121 247H123V246L121 245ZM16 248H17V247H16ZM69 248H70V247H68V249H69ZM86 248H87V247H86ZM92 248H93V247H92ZM92 248H91L90 250H91L92 253H93V250H94V249L92 250ZM170 248H171V249H170ZM181 248H183V247H181ZM1 249H2V248H1ZM8 249H9V248H8ZM21 249H22V247H21ZM25 249H24V250H25ZM31 249H32V248H31ZM31 249H29V251H31ZM38 249H39V248H37V250H34V252H35V251L38 252ZM58 249H59V248H58ZM61 249H62V248H61ZM83 249H84V248H83ZM96 249H97V248H96ZM120 249H121V248H120ZM178 249H179V248H178ZM4 250H6V248H5ZM26 250H25V252H26ZM39 250H40V249H39ZM46 250H47V249H45V251H46ZM55 250H57V248H56ZM70 250L73 251V250H75V249L72 248V249H70ZM70 250L67 251L68 254H71V253H72V252H70ZM84 250H86V249H84ZM98 250H99V249H98ZM98 250H96V251H98ZM122 250H123V249H122ZM172 250H174V248H173ZM175 250H176V249H175ZM2 251H3V249H2ZM7 251H8V250H7ZM16 251H18V250H16ZM16 251H15V252H16ZM32 251H33V250H32ZM32 251H31V252H32ZM41 251H43V250H40L39 252H41ZM51 251H52V250H51ZM59 251H60V250H59ZM80 251H81V250H80ZM178 251H179V250H177V252H178ZM183 251H185V250H183ZM183 251H182V253H184ZM11 252H13V250H12ZM20 252H21V250L19 251V253H20ZM34 252H32V253L34 254ZM37 252H35V255H34V256L37 255V254H36ZM39 252H38V253H39ZM49 252H50V251H49ZM49 252H48V253H49ZM60 252H61V251H60ZM63 252H66V251H63ZM75 252H76V251H75ZM99 252H100V251H99ZM99 252H98V253H99ZM103 252H105V251H103ZM171 252L173 253V251H171ZM174 252H176V251H174ZM177 252H176V253H177ZM16 253H17V252H16ZM58 253H59V252H58ZM73 253H74V252H73ZM73 253H72L71 255H66L67 253H66V254L64 253V254L68 257L67 259H70L69 256H72ZM80 253H83V252H80ZM80 253H79V254H80ZM87 253H88V255H89V252H88V251H87ZM95 253H97V252H95ZM100 253H101V252H100ZM185 253H186V252H185ZM6 254H7V253H6ZM11 254H13V253H11ZM11 254H10V252H9V255H10L9 257H11ZM22 254H23V253H22ZM33 254H32V255H33ZM44 254H45V253H44ZM55 254H56V252H55ZM55 254L53 253V257H54ZM74 254H75L74 257H75V256L78 257V255H79L78 252H77V255H76V253H74ZM83 254H84V253H83ZM90 254H91V253H90ZM186 254H187V253H186ZM4 255H5V254L2 253V256H4ZM15 255H18V253L15 254ZM15 255H14V257H16ZM38 255H39V254H38ZM38 255H37V256H38ZM41 255H42V254H41ZM80 255L83 256L82 254H80ZM84 255H85V254H84ZM180 255H181V254H180ZM180 255H179V256H180ZM0 256H1V255H0ZM5 256H6V255H5ZM5 256H4V257H5ZM12 256H13V255H12ZM26 256H27V255H26ZM44 256H45V255H44ZM81 256H80V257H81ZM100 256H101V255L99 254L98 257H100ZM174 256H175V255H174ZM179 256H177L176 259H179V258H178ZM181 256H183V258H184V255H181ZM181 256H180V257H181ZM4 257H3V259H4ZM24 257H25V256H24ZM24 257H23V258H24ZM53 257H50V258L52 259ZM59 257H60V256H59ZM83 257H84V258H83ZM83 257H81V259H82V261L84 262L83 259H86V258H85L86 256H83ZM92 257L94 258V257H96V256H93V255H92ZM11 258H12V257H11ZM29 258H30V256L28 257L27 260H29ZM34 258H35V257H34ZM41 258H42V256H41ZM50 258H49V259H50ZM71 258L73 259V257H71ZM88 258H89V259H88ZM88 258H87V259H88L87 261L90 260V257H89V256H88ZM101 258H103V256H101ZM183 258H182V259H183ZM189 258H190V257H189ZM9 259H10V258H9ZM16 259H17V258H15V259H13V260H16ZM21 259H22V257H21ZM42 259H43V260H42ZM42 259H41L42 261H40V262H42V263L44 262L43 264H45L44 257H43ZM46 259H47V258H46ZM55 259H56V256H55ZM55 259H53V260H55ZM58 259H59V258H58ZM64 259H65V257H64ZM67 259L65 260V262L69 261V260H67ZM75 259H76V258H75ZM78 259H79V258H78ZM96 259L98 260L99 258L96 257ZM103 259H105V257H104ZM187 259H188V258H187ZM0 260H1V259H0ZM5 260H6V259H4V264H5ZM7 260H8V259H7ZM184 260H185V258H184ZM1 261H2V260H1ZM1 261H0V262H1ZM20 261H21V260H20ZM25 261H26V259L24 260V262H25ZM29 261H30V260H29ZM32 261H33L34 264H35V259L32 260ZM47 261H48V259L46 260V262H47ZM49 261H50V260H49ZM72 261H73V260H72ZM78 261H79V260H78ZM82 261H81V262H82ZM101 261H102V259H101ZM174 261H175V259H174ZM178 261L181 262L182 260H178ZM185 261H186V260H185ZM187 261H188V260H187ZM8 262H10V261H8ZM11 262H12V261H11ZM21 262H23V261H21ZM53 262H55V263H57V262L60 263L61 261L59 260V261L56 262V260H55V261H53ZM65 262H64V264H65ZM89 262H90V261H89ZM175 262H176V261H175ZM180 262H178V264H181V263H182V262H181V263H180ZM189 262H190V261H189ZM6 263H7V262H6ZM12 263H13V262H12ZM12 263H11V264H12ZM15 263H16V261H15ZM36 263H37V262H36ZM38 263H39V261H38ZM51 263H52V262H51ZM55 263H54V264H55ZM85 263H86V262H85ZM90 263H91V262H90ZM97 263L99 264L100 261L98 260ZM102 263H103V262H102ZM102 263H101V264H102ZM176 263H177V262H176ZM176 263H175V264H176ZM185 263H187V262H185ZM191 263H192V262H191ZM0 264H3V263L1 262ZM17 264H20V263L17 261ZM24 264H25V263H24ZM28 264H30V263H28ZM62 264H63V262H62ZM72 264H73V263H72ZM74 264H77V263H74ZM79 264H80V263H79ZM81 264H82V263H81ZM83 264H84V263H83ZM92 264H94V263H93V260H92ZM103 264H104V263H103ZM182 264H183V263H182ZM189 264H190V263H189Z\"/></svg>",
	"mask_w": 264,
	"mask_h": 264
}]
</instances>
